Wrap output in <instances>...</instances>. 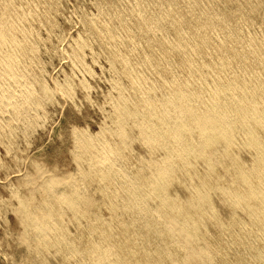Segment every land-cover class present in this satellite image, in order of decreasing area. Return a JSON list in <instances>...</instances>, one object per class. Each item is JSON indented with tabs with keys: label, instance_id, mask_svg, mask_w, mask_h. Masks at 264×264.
I'll return each instance as SVG.
<instances>
[{
	"label": "rangeland",
	"instance_id": "374dc122",
	"mask_svg": "<svg viewBox=\"0 0 264 264\" xmlns=\"http://www.w3.org/2000/svg\"><path fill=\"white\" fill-rule=\"evenodd\" d=\"M7 1V3L11 6L10 8L9 7H4L3 6V3L4 2H6ZM4 0V1H2L1 3H0V5L2 6V7H0V14H1V18H6V19H9L10 18V16H11V18L13 19L14 18V20H10V21H14V23H15V33L17 34L18 33V37H20V39L21 38H23L26 34V40H24L23 41V44H25V45H23V44H21L20 46H18V47H15V50L13 49V52H12V49H10L9 50V54L13 57V59L14 60H10L11 61V63L14 65V66H16L17 68H15L14 66L12 67V70H14L12 73L11 72H7V70L5 69L6 68V65H5V61L2 59V58H0V104H1V107H0V142H2L1 140H4L2 143H0V264H33L36 260V262L34 263V264H43L44 262L45 263H47V264H69V263H71V264H77L78 262H79V259H80V257H82V254L80 253H77L74 249H71L70 248V246H67V245H69V243H70V241H71V238L73 237V236H76V237H80V239H82V240H91V239H95L97 236H96V233L94 232L93 234H92V236H87L86 234H87V230L88 229H92V227L93 226H96V224L97 223H103V222H108V224L109 223H111V227H112V225H113V227L110 229V231H111V233L113 234H115V236H116V238H118V237H120L121 236V232L124 230V223H125V220H127V218H126V216L128 215V213H127V215H126V211L125 210H127L126 208H125V206L126 207H128V204L130 205V204H132V200H130L131 201V203H130V201L129 200H126L127 202H129V203H127V202H125V203H122L120 200H121V194H123L124 193V191H122L123 189L122 188H120L121 186H123V185H125L126 184V180L129 178H125V176H129L130 174L129 173H134L133 175H132V180H133V182L135 183V180L137 181L136 182V184L137 183H139V191L138 192H143V188H142V186H143V184H144V181H145V177L150 173V172H152L151 170L152 169H154V163L153 162H151V161H149V160H147V159H151V158H155L156 156L158 157V155H160V154H162V151L164 152V149L163 148H161L160 149V147H158L157 149H156V147H154L153 149L152 148H150V146L149 145H144L143 144V142L141 141V139L140 138H138L139 137V135H137V134H139V130H140V128L138 127V125H137V123H135V122H137L135 119V121H132L131 122V120H132V118H128L127 119V117L125 118L124 117V115H123V113L125 112V111H123V109H125L127 106L129 107V108H132L133 107V105H135L134 104V102H136L137 104H138V102H139V98H140V101H141V98H142V96L143 95H141V92L143 93V86H142V88H140L139 86L136 88H134L133 86H134V84H132L131 83V77H130V75H129V73L128 72H124V67H122L123 66V55H128V53L131 51V55L129 56L130 57V59H132L131 61L134 63L133 64V66L136 68V67H138V68H136L135 70L138 72V73H141L142 71H145V73L144 72H142V73H144L143 75H144V77L148 80H146L147 82H149V83H151V82H156V86L157 87H159V88H157L156 86V88L154 87V89H152V88H150L149 90L152 92V95H151V92L150 91H148V93L151 95V97H153V99H155V98H157V99H159V98H161L162 96H161V94H164V95H166V94H168V92H171V91H173V87L175 86V87H177V83L182 79L181 77H185L186 75V71H187V69L183 66V65H181V63L180 62H182L180 59H181V57H179V55L181 56V54H183V53H181L180 54V50L178 51V47H176V49H175V51H174V48L173 47H175V46H173L172 45V42L170 41V40H172L173 41V43L175 42L174 41V36H176L175 34H177L176 33V28L174 27V26H176V24H174V23H172V24H174V26H173V29L175 30H173L172 29V24H171V22H169V21H164V20H161V21H159V24L161 25H159L158 24V22H157V26H154L153 27V33H152V31L151 30H147V29H143V27L140 25V23H139V21H140V16H141V14H142V12H143V10L145 9V7L146 8H148V12H149V7H150V12L151 11H154L155 10V13H157L158 11H161V9L162 8H168V2H167V0H152V1H150V0H148L149 1V3H148V1L146 2V0H138L139 2H140V4L138 3V1L137 0H114V1H109V0H96V2H100V3H97L96 4V2H92V1H95V0H53L54 1V3L52 2V0H51V2L52 3H50V0H43V2L41 1V0H21V4H20V0ZM17 1V2H16ZM31 1H33V2H31ZM41 1V2H40ZM59 1V2H58ZM116 1V2H115ZM121 3H120V2ZM131 1H133V2H131ZM142 1V2H141ZM159 3H158V2ZM161 1H162V3H161ZM164 1V2H163ZM166 1V2H165ZM184 1V3H182ZM179 0L178 1V3L180 4V6H181V9H182V11H183V13L188 9V7H192V8H194L195 9V6L194 5H196V16L198 17V16H202V14H208V16H207V14L206 15H203L204 17H209V18H211L210 16H212V18H214V17H216V18H214V21L213 22H215L216 21V19L218 18L217 16H215L216 14H215V11L217 12H219L220 10H221V12L220 13H224V14H226L225 16L228 18L227 20H229V22L231 23H228V27H227V29H226V27L224 28V29H226V30H224V29H220V28H216L217 27V25L216 24H218L219 22H218V20L216 21V23H214V27H213V30L215 31V33H214V31L212 30H210V36H212V38L215 40H213L212 42H211V45L210 46H208V48L210 49V51H211V48L213 47V46H215V49H217L220 53L222 52V53H225L226 51H228V50H230V48H239V49H243V46H244V48L245 49H248L249 48V45H247V43H248V40H250V38H251V40L252 41H254V42H256L257 43V41H258V43H264L263 41V38H264V36H260V35H264L263 33H264V27H263V25L264 24H262V21L264 22V0H263V2H260V1H262V0H244L245 2L247 1H249L250 3H245L243 0H240L241 1V3H239L240 1H238V0H235L236 2H234V0H212L213 2H211V0H206V1H208L207 2V4L205 3V1L203 0H200L199 2H198V0H196L195 2H194V0ZM186 1V2H185ZM190 1V3H188ZM221 1V2H220ZM252 1V2H251ZM255 1V2H254ZM12 2V3H11ZM14 2L16 3V4H14ZM22 2H23V5H22ZM31 2V3H30ZM84 2V3H83ZM107 2H109V3H107ZM117 4V2H119L118 4H117V7H116V5L114 4ZM126 2H128V4L126 3ZM135 2H137V3H135ZM143 2H145V3H143ZM151 2H153V3H151ZM181 2V3H180ZM193 2V3H192ZM204 2V3H203ZM230 2V3H229ZM30 3V4H29ZM40 3H41V5H40ZM44 3V4H43ZM46 3H47V6H45L46 5ZM58 3V4H57ZM84 5H83V4ZM95 3V4H94ZM105 3V4H104ZM125 5H124V4ZM148 3V4H147ZM156 3H158V5L156 4ZM211 3V4H210ZM221 3V4H220ZM236 3V4H235ZM252 3H254V5L252 4ZM257 3V4H256ZM261 3H263V4H261ZM12 4H14V5H12ZM19 4V5H18ZM31 6H29V5ZM37 4V5H36ZM39 4V5H38ZM52 4V5H51ZM102 4V5H101ZM112 6H111V5ZM122 4V5H121ZM157 5V7L155 6V5ZM160 4V5H159ZM183 4V5H182ZM191 4H193V6L191 5ZM197 4H199V5H197ZM202 4V5H201ZM216 4V5H215ZM218 4H219V6H218ZM225 6H224V5ZM229 6H228V5ZM231 4V5H230ZM245 4V5H244ZM246 4H247V6H246ZM251 6H250V5ZM22 5V6H21ZM26 5V6H25ZM29 7H28V6ZM33 5V6H32ZM36 5V6H35ZM43 5V6H42ZM98 5V6H97ZM101 5V6H100ZM109 5H110V7H109ZM115 5V6H114ZM131 6V7H127V6ZM133 5H134V7H133ZM139 5V6H138ZM187 6V7H185L184 8V6ZM235 5V6H234ZM242 5H244V6H242ZM260 5V6H259ZM16 6V7H15ZM41 6V7H40ZM45 6V7H44ZM52 6V8L53 9H51L50 7ZM54 6V7H53ZM101 8H100V7ZM108 6V7H107ZM124 6V7H123ZM183 6V7H182ZM205 7L206 8V6H207V8L209 7V9H203L202 7ZM211 6H214V7H212V8H210ZM231 6V7H230ZM252 6H254V7H252ZM262 6V7H261ZM25 7V8H24ZM35 9H34V8ZM37 7H39V8H37ZM57 7H58V10H57ZM82 7V8H81ZM102 7L104 8V10L102 9ZM107 7V8H106ZM115 7V8H114ZM152 7V8H151ZM156 7V8H155ZM202 8V9H200V8ZM219 7H221V9L219 10ZM224 7V8H223ZM244 7V8H243ZM248 7V8H247ZM251 7L253 8L252 10H251ZM258 7V8H257ZM11 8H12V10H11ZM15 8H16V10H15ZM19 8V9H18ZM23 8V9H22ZM28 8V9H27ZM31 8H32V10H31ZM49 12V14H50V16L52 17V19H51V17H49V15L47 14L48 12L45 10V9ZM114 10H113V9ZM120 8H122L121 9V11H123V14L124 15H120V14H122V12L120 11ZM125 8H127L128 9V12H126V10H125ZM140 8V9H139ZM154 8V9H153ZM161 8V9H160ZM187 8V9H186ZM232 8V9H231ZM2 9V10H1ZM6 9H8V10H6ZM22 9V10H21ZM38 9V10H37ZM48 9H50V10H48ZM84 9H86V11H83ZM98 9V10H97ZM100 9V10H99ZM124 9V10H123ZM142 9V10H141ZM153 9V10H152ZM184 9H186V10H184ZM212 9V10H211ZM214 9H216V10H214ZM225 9H227V12L226 11H223V10H225ZM229 9V10H228ZM242 9V10H241ZM245 9V10H244ZM261 9V10H260ZM263 9V10H262ZM6 10V11H5ZM18 10V11H17ZM26 10V12H24ZM29 10H31L32 11V13H31V11H30V14H31V16H32V14L34 13V15L31 17L30 15H29ZM106 10V11H105ZM110 10V11H109ZM111 10H112V13H111ZM132 10H133V12L135 13V11H136V14H134V13H132ZM135 10V11H134ZM142 11V12H139V11ZM199 10V11H198ZM203 10H205L204 12H203ZM239 10V12H237ZM255 10H259V11H255ZM9 11V12H8ZM21 12L20 14H19V16H17L16 15V12ZM37 11V12H36ZM41 11V12H40ZM56 11V12H55ZM98 11V12H97ZM102 11H105V12H102ZM198 11V12H197ZM230 11H231V13H230ZM232 11H233V13H232ZM242 11V12H241ZM253 11H255V14H253ZM262 11V12H261ZM8 12V13H7ZM11 12H12V14H13V16H12V14H11ZM13 12H15V14L13 13ZM82 12H84V13H82ZM87 12H89V13H87ZM92 12V13H91ZM100 12V13H99ZM107 12V13H106ZM119 12V13H118ZM130 12V13H129ZM200 12H201V14H200ZM210 12H212V13H210ZM217 12V13H218ZM258 12V13H257ZM3 13V14H2ZM6 13V14H5ZM38 13H40V14H38ZM46 13V14H45ZM51 13H53V14H51ZM96 13V14H95ZM111 13V14H110ZM117 13V14H116ZM128 13V14H127ZM210 13V14H209ZM237 13H239V15L237 14ZM11 14V15H10ZM27 14V18H26V15ZM43 14H45V15H43ZM83 14V16H81ZM113 14V15H112ZM114 14H115V16H114ZM140 14V15H139ZM189 14H192V13H189V12H186V20H187V18H188V16L190 17L187 21H191L192 20V17L194 18V20H192L193 22L195 21V18H196V16L194 15V14H192L191 16L189 15ZM231 14H233V15H231ZM236 14V15H235ZM241 14V15H240ZM243 14H245V17H244V15ZM246 14H248V16L246 15ZM250 14H253V16L251 15L250 16ZM7 16V17H5V16ZM84 15H85V18H86V15H87V17L88 18H86L85 19V22H86V20H87V22H88V24H87V22L85 23H83V19H84ZM100 15V16H99ZM104 17H103V16ZM111 15H112V17H111ZM129 15V16H128ZM260 15V16H259ZM261 15H263V16H261ZM23 16H25L24 18H23ZM39 16H40V18H42L43 19V21H42V19H40L39 18ZM95 16V17H94ZM110 16V17H109ZM122 16H123V18H122ZM131 16V17H130ZM132 16H134V18L132 17ZM214 16V17H213ZM230 16L232 17V21H234V22H232L230 19ZM238 16V17H237ZM241 16V17H240ZM243 16V17H242ZM46 18V21H45V18ZM67 17H68V19L69 20H67ZM99 17H101V19L99 18ZM105 17H107V18H105ZM136 17H138L137 19H136ZM237 17V18H236ZM251 17V18H250ZM255 17V18H260V20L257 18V19H253V18ZM22 18H23V20H22ZM92 18V19H91ZM107 19L108 20V22L105 20V19ZM129 18H131L130 20L131 21H129ZM242 18V19H241ZM246 18V19H245ZM34 19H36V20H34ZM40 20V22H39V20ZM100 19V20H99ZM110 19L112 20L111 22H110ZM120 19L122 20V19H125L127 22H126V24L128 23L129 24V26H128V24H127V27H123V26H121L120 25ZM138 19H139V21H138ZM200 19L201 18H199V20L198 21H200ZM236 19V20H235ZM241 21H240V20ZM249 19H252L253 20V22L254 23H252V21L251 20H249ZM263 19V20H262ZM17 22H16V21ZM33 20V21H32ZM89 20H91V21H89ZM95 20H96V23H95ZM117 20V21H116ZM242 20H243V22H242ZM19 21V22H18ZM22 21V22H21ZM31 23H30V22ZM94 21V22H93ZM100 21V22H99ZM239 21V22H238ZM248 21V22H247ZM249 21H250V23H249ZM43 22V23H42ZM52 22V23H51ZM93 22V23H92ZM133 22V24H131ZM165 22V23H164ZM169 22V23H168ZM242 22V23H241ZM24 23V24H23ZM26 23H27V25H26ZM42 23V24H41ZM55 23V24H54ZM85 24V25H83V24ZM106 23V24H105ZM111 23V24H110ZM135 23V24H134ZM164 23V24H163ZM19 24V25H18ZM30 24V25H29ZM43 24H45V26L43 25ZM92 24V26H90ZM110 24V25H109ZM117 24V25H116ZM166 24V25H165ZM186 24V23H185ZM185 24H183L184 25V28H185V30H187V28L185 27L186 25ZM32 25H35V26H32ZM40 25V26H39ZM53 25L55 26V27H53ZM132 25V26H131ZM135 25H136V27H138V29L135 27ZM164 25V26H163ZM232 25V26H231ZM240 25H242V26H240ZM252 25V26H251ZM258 25H260V26H258ZM20 26V27H19ZM88 26V27H87ZM96 26V27H95ZM104 26V27H103ZM118 28H121V29H117V27ZM166 26V28H169V31H166V30H168V29H165L164 27ZM168 26V27H167ZM236 26V27H235ZM238 26V27H237ZM28 29H27V28ZM47 27V28H46ZM92 29H91V28ZM99 27H101V29L99 28ZM103 27V28H102ZM110 28V30H109V28ZM114 27V28H113ZM129 27H131V28H129ZM157 27L159 28V29H157ZM162 27V28H161ZM231 27H232V31H231ZM245 27V28H244ZM25 28V29H24ZM30 28H32L33 29V31L31 32V29ZM53 28V29H52ZM55 28V29H54ZM79 28H80V30H79ZM86 28V29H85ZM105 28V29H104ZM124 28V29H123ZM236 28H239V30H240V32H239V30L237 29V30H234V29H236ZM248 28V29H247ZM251 28V29H250ZM260 28L262 29V31H260ZM22 29H23V31H22ZM38 29V30H37ZM82 29V30H81ZM89 29V30H88ZM93 29H94V31H93ZM100 29V30H99ZM102 29H104L103 31H102ZM141 29H143V32H142V30ZM157 29V30H156ZM230 30V32H229V30ZM242 29V30H241ZM256 31V33L254 32V30ZM40 30V31H39ZM49 30V31H48ZM54 30H55V33H54ZM108 32H106V31ZM109 30V31H108ZM124 30H125V32H124ZM135 32H134V31ZM156 30V31H155ZM178 30V29H177ZM249 30V31H248ZM38 31V32H37ZM99 31H101V33L99 32ZM117 31H118V33H117ZM121 31V32H120ZM128 31V32H127ZM136 31H137V33H136ZM164 31H166V32H164ZM223 31L226 33H223ZM228 31V32H227ZM242 31H244V32H242ZM29 32V33H28ZM37 32V33H36ZM92 32H94V33H92ZM96 32V33H95ZM97 32L98 33H100V34H98L99 36H97ZM134 32V33H133ZM151 32V33H150ZM158 32V33H157ZM173 32V33H172ZM218 32V33H217ZM222 32V33H221ZM231 32H232V34H231ZM236 32H238V34L236 33ZM242 32V33H241ZM32 33H33V37H32ZM39 33V34H38ZM60 33V34H59ZM77 33V34H76ZM87 33V35H86V37H85V34ZM111 35H110V34ZM143 33V34H142ZM148 33H150V34H148ZM155 33V34H154ZM162 33V34H161ZM167 33H168V35H167ZM212 33V34H211ZM228 33H230V34H228ZM235 33H236V35H235ZM241 33V35H239ZM246 35H245V34ZM252 33H253V35H252ZM20 34V35H19ZM48 34H49V36H48ZM53 34V35H52ZM82 36H81V35ZM106 34V35H105ZM119 34V35H118ZM133 34V35H132ZM140 34H142L143 36L141 37V35ZM146 34H147V36L148 35H150V36H146ZM219 34V35H218ZM223 34V35H222ZM249 34H251L252 35V37H250L251 35H249ZM255 34H258L257 36L255 35ZM260 34V35H259ZM40 35V36H39ZM102 35H103V37H102ZM125 35V36H124ZM130 36V38H129V36ZM213 35H214V37H216V38H214L213 37ZM240 37H239V36ZM35 36V37H34ZM74 36H75V38H74ZM84 36V37H83ZM101 36V37H100ZM119 36V37H118ZM120 36H122L121 38H120ZM140 36V37H139ZM144 36H146V37H144ZM160 36V37H159ZM222 36V37H221ZM225 36V37H224ZM229 36V37H228ZM234 36H236V37H234ZM242 36V37H241ZM244 36V37H243ZM246 36H248V37H246ZM54 37V38H53ZM58 37V38H57ZM70 37V38H69ZM83 37V38H82ZM90 37V38H89ZM93 37V38H92ZM100 37V38H99ZM109 37H110V39H109ZM124 37H126V39L124 38ZM137 39H136V38ZM144 37V38H143ZM155 37V38H154ZM163 37V38H162ZM169 37V38H168ZM217 37H219V38H217ZM232 37H234V38H232ZM250 37V38H249ZM258 37V38H257ZM35 38V39H34ZM42 38V39H41ZM51 38V39H50ZM77 38H78V40H77ZM82 38V39H81ZM84 38H86L87 39V42L86 41H84V40H86V39H84ZM107 38V39H106ZM115 38V39H114ZM121 42H119L117 39ZM127 38H129V40H127ZM139 38H141L142 40H143V42H142V40H139ZM148 38H149V41L150 40H153L152 41V43L155 45V43H157V44H159L160 45V43L162 42L161 41V39H164L165 41H164V44H162V45H157L156 47L152 44V43H150V44H152V47L154 46V51H152V53L153 52H155L156 53V55H158V56H162V54L161 55H159L158 53H160L161 51L162 52H164V49H165V52L167 51V49L168 48H171V50L170 49H168V51H169V53H171V54H169L168 53V51L166 52V53H168V55H170V57H172V60L170 61V62H166V66L167 67H169L168 69L165 67V69H163V65L162 64H165V62H164V60H162V61H159V62H156V64L154 65V66H152L154 69H152L151 67V69H152V72H151V69H149L148 68V72L146 71L147 70V68L146 67H144V63H143V58H144V49H145V51H146V49L148 48H146V46H148L147 44H148ZM154 38V39H153ZM169 40V42H170V44H169V42H168V40ZM224 38H227L228 40H227V42H226V40L224 39ZM232 39V41H231V39ZM240 38V39H239ZM244 38V39H243ZM39 39H40V43H39ZM62 39V40H61ZM91 39V40H90ZM99 39V40H98ZM223 39V40H222ZM230 39V40H229ZM237 39H238V41H237ZM242 39V40H241ZM248 39V40H247ZM254 39V40H253ZM259 39V40H258ZM0 40H1V36H0ZM28 40V41H27ZM37 40V41H36ZM97 42H96V41ZM105 41V43L103 42V41ZM116 40V41H115ZM123 40V41H122ZM131 40V41H130ZM135 40V41H134ZM145 40V41H144ZM155 40V41H154ZM157 40V41H156ZM160 40V41H159ZM233 40H235V41H233ZM245 42H244V41ZM261 40V41H260ZM263 40V41H262ZM46 41V42H45ZM73 41V42H72ZM106 41L108 42V43H106ZM112 41V42H111ZM130 41V42H129ZM133 41V42H132ZM158 41H159V43H158ZM229 41V42H228ZM231 41V42H230ZM238 42V45H236L237 44V42ZM33 42V43H32ZM36 42V43H35ZM42 42V43H41ZM60 42H62V43H60ZM78 42V43H77ZM85 42V43H84ZM97 44H96V43ZM99 42V43H98ZM111 42V43H110ZM124 42V43H123ZM142 43V46H141V43ZM167 44H166V43ZM234 42H236V44H233ZM243 44H242V43ZM247 42V43H246ZM53 43V44H52ZM58 43V44H57ZM81 43V44H80ZM83 43V44H82ZM103 43V44H102ZM128 43H129V45H128ZM131 43V44H130ZM138 43V44H137ZM214 43H215V45H214ZM216 43H218V44H216ZM38 44H39V46H38ZM94 46H93V45ZM95 44H96V46H95ZM111 44V45H110ZM116 44V45H115ZM122 44H123V47H122ZM127 44V45H126ZM145 44H146V46H145ZM221 45V51H220V48H219V46ZM225 44V45H224ZM227 44H229V48H228V45ZM231 44H232V46H231ZM51 45V46H50ZM60 45V46H59ZM69 45V46H68ZM81 46V47H79V46ZM89 45H91V46H89ZM104 45V46H103ZM119 45V46H118ZM125 45V46H124ZM167 45H169V46H167ZM217 45V46H216ZM222 45H224V46H222ZM234 45V46H233ZM239 45H240V47H239ZM33 46V47H32ZM44 46V47H43ZM59 46V47H58ZM87 46H88V48H87ZM127 46V47H126ZM132 46H134V51H132L131 50V47ZM136 46V47H135ZM159 46V47H158ZM168 48H167V47ZM212 46V47H211ZM225 46H226V48H225ZM237 46V47H236ZM22 47H23V49H22ZM49 47V48H48ZM52 47V48H51ZM57 47V48H56ZM62 47V48H61ZM69 47V48H68ZM83 47V48H82ZM84 47H86V48H84ZM95 51H93L91 48ZM107 47V48H106ZM117 49H116V48ZM120 47V48H119ZM157 47L160 49H157ZM161 47V48H160ZM217 47V48H216ZM223 47V48H222ZM25 48H26V50H25ZM31 48H34L33 50L31 49ZM75 48V49H74ZM98 48V49H97ZM173 48V49H172ZM181 48V47H180ZM202 48H207V47H202ZM6 49V48H5ZM4 49V50H5ZM18 49V50H17ZM50 50V51H48V50ZM56 49H57V52H56ZM78 49H80V50H78ZM103 49H104V51H103ZM106 49H107V51H106ZM109 49V50H108ZM126 49V50H125ZM128 49H130V50H128ZM133 49V48H132ZM139 49V50H138ZM141 49V50H140ZM150 49H152L153 50V48H150ZM156 49V50H155ZM223 49H224V51H223ZM226 49V50H225ZM24 50V51H23ZM31 50V51H30ZM53 50V51H52ZM72 50V51H71ZM75 50V51H74ZM77 50L79 51V53L77 52ZM114 50V51H113ZM123 52H122V51ZM178 52H177V51ZM19 51V52H18ZM22 51V52H21ZM35 53H34V52ZM39 51V52H38ZM100 51V52H99ZM116 51V52H115ZM128 51V52H127ZM137 51V52H136ZM139 51V52H138ZM158 53H157V52ZM214 47L212 48V51H211V53H214V52H217V51H214ZM26 53V55H25V53ZM28 52V53H27ZM76 52V53H75ZM106 52V53H105ZM107 52L109 53L108 55H110V57L108 56V55H106L107 54ZM114 52H115V54H114ZM127 52V53H126ZM141 52H143L142 54H141ZM12 53V54H11ZM15 55H14V54ZM73 53H75V54H73ZM96 53V54H95ZM101 53V54H100ZM122 53V54H121ZM133 53V54H132ZM137 53V54H136ZM139 53H140V55H142V56H140L139 55ZM173 53H175V54H173ZM177 53H179V54H177ZM23 54V55H22ZM80 54V55H79ZM93 54V55H92ZM100 54V55H99ZM173 54V56H171ZM178 56H177V55ZM35 55V56H34ZM71 55H72V57L75 59H73L72 57H71ZM86 55V56H85ZM115 55H117V56H115ZM126 55V56H127ZM139 56V58H137L136 56ZM10 56V57H11ZM16 56H17V58H16ZM25 56V57H24ZM31 56H33V57H31ZM51 56V57H50ZM114 56V57H113ZM9 57V58H10ZM12 57H11V59H12ZM18 57H20V58H18ZM71 57V58H70ZM76 57V58H75ZM94 57V58H93ZM111 57H113L112 59H111ZM116 57V58H115ZM120 57V58H119ZM132 57V58H131ZM175 57H178V59H175ZM8 58V59H9ZM23 58V60L21 61V59ZM25 58V59H24ZM134 58V59H133ZM136 58V59H135ZM16 59H18V60H16ZM27 59V60H26ZM34 61H33V60ZM71 59V60H70ZM78 59V60H77ZM108 59H109V61H110V63L112 62V63H115L114 65L111 63V66H110V64H109V61H108ZM115 59H118L117 61L115 60ZM139 59V60H138ZM29 60H31V62H29ZM73 60V61H72ZM141 60V61H140ZM178 60V61H177ZM15 61V62H14ZM26 61V62H25ZM114 61H116V62H114ZM121 61V62H120ZM18 62L20 63V66H18L19 64H18ZM77 62V64H75ZM80 62V63H79ZM135 62H136V64L138 63V65L137 66H135L136 64H135ZM142 64H141V63ZM162 62V63H161ZM175 64V66H173L174 64ZM23 63L25 64V66L23 65ZM37 63V64H36ZM139 63L141 64L140 66H139ZM161 63V64H160ZM169 63V64H168ZM178 63V64H177ZM4 64V65H3ZM84 64V65H83ZM100 64V65H99ZM118 64V65H117ZM121 64V65H120ZM157 64H159L158 66H157ZM172 64V65H171ZM5 67H3V66ZM114 67H113V66ZM170 65V66H169ZM30 66V67H29ZM33 66V67H32ZM141 66H142V69H141ZM155 66H157V69L155 70ZM162 66V67H161ZM179 66H180V68H179ZM21 67V68H20ZM92 67V68H91ZM110 67V69H108ZM111 67H113V68H111ZM120 69H119V68ZM140 67V68H139ZM144 67V68H143ZM38 70H36V69ZM78 68V69H77ZM115 68H116V70H117V68H118V70L116 71L115 70ZM159 68V69H158ZM161 68L163 69V70H161ZM184 68L186 69V71L184 70ZM22 69H23V71H22ZM28 69V70H27ZM31 69H33V70H31ZM34 69H35V71L37 72H35L34 71ZM42 69V70H41ZM145 69V70H144ZM177 69V70H176ZM179 69V70H178ZM20 72H18V71ZM119 70H122L121 72H119ZM139 70H142L141 72L139 71ZM156 72H155V71ZM165 70V71H164ZM182 70H184L185 72H183ZM109 71V72H108ZM160 71V72H159ZM163 71V72H162ZM166 71H167V73H166ZM175 71V72H174ZM179 71V72H178ZM7 72V73H6ZM16 72V73H15ZM32 72V73H31ZM42 72V73H41ZM44 72V73H43ZM91 72V73H90ZM113 72H115V74L113 73ZM173 72H174V74H175V77H173L172 78V76H174V74H173ZM3 73V74H2ZM39 73V74H38ZM48 73V74H47ZM95 73V74H94ZM104 73V74H103ZM126 75H124V74ZM141 73V74H142ZM162 73H163V75H162ZM8 76H7V75ZM19 74H21V75H19ZM33 74V75H32ZM114 74V75H113ZM120 74V75H119ZM146 74V75H145ZM156 74V75H155ZM165 74H167V76H165ZM171 76H170V75ZM18 75H19V77H18ZM35 75L37 76V77H35ZM119 75V76H118ZM123 75V76H122ZM129 75V76H128ZM148 75V76H147ZM6 76V77H5ZM16 76V77H15ZM24 76V77H23ZM76 76V77H75ZM153 76V77H152ZM161 76H164L165 77V80H166V82H165V80H163V78H161ZM181 76V77H180ZM9 78V79H5V78ZM12 77H13V79H12ZM22 77V78H21ZM34 77V78H33ZM40 77V78H39ZM114 78V80L112 79V78ZM118 77H119V79H118ZM126 77H128V78H126ZM130 77V78H129ZM148 77H150L149 79H148ZM178 77V78H177ZM16 78H18V81H16L15 82V80H17ZM20 78V79H19ZM37 78H38V80H39V82L38 81H36L37 80ZM125 78V79H124ZM155 79V80H152V79ZM160 78V79H159ZM168 78V79H167ZM170 78V79H169ZM4 81H3V80ZM15 79V80H14ZM24 79V80H23ZM29 79H30V81H29ZM116 79H118V81L116 80ZM130 79V80H129ZM158 79V80H157ZM172 79V83L174 84H172L171 83V81H169V80H171ZM10 80H11V82H13L12 84L11 83H9L10 82ZM47 80V81H46ZM57 80V81H56ZM68 80V81H67ZM112 80V81H111ZM7 81V82H6ZM19 81L21 82L20 84H19ZM34 81V82H33ZM44 81V82H43ZM109 81V82H108ZM162 81V82H161ZM27 82V83H26ZM113 82V83H112ZM128 82V83H127ZM163 83L164 82V84H161V83ZM176 83V85H175V83ZM7 83V84H6ZM15 83L16 84H18V85H16V88H15ZM26 83V84H25ZM30 83V84H29ZM39 83V84H38ZM58 83V84H57ZM123 83V86L121 85ZM170 83V84H169ZM2 84L4 85V87L2 86ZM28 84V85H27ZM41 84V85H40ZM44 84V85H43ZM71 84H72V86H71ZM86 84V85H85ZM113 86H112V85ZM7 85H9L10 86V88H11V86L13 87V88H11V89H9V86H7ZM36 85H37V87H36ZM46 85V86H45ZM116 85V86H115ZM122 86V88L121 89H124V90H120V87ZM127 85V86H129V87H127L126 86V88H127V90H126V88H124L125 86ZM166 86L164 89H169V91L168 90H164V89H162L161 87H163V86ZM169 85H171V86H169ZM28 86V87H27ZM35 86V87H34ZM40 86V87H39ZM173 86V87H172ZM22 88V90H24V92L25 93H23V91L20 89V88ZM25 87V88H24ZM32 87H34L33 89H32ZM44 87H45V90H44ZM47 87V88H46ZM49 87V88H48ZM87 87V88H86ZM114 87H115V89H114ZM133 87V88H132ZM170 87V88H169ZM173 89H172V88ZM6 88H8V89H6ZM28 88H30V89H28ZM41 88H43V89H41ZM112 88H113V90H112ZM17 91V89H18V92H16L15 90ZM26 89V90H25ZM152 89V90H151ZM157 89V90H156ZM6 90V91H5ZM10 92H9V91ZM22 92H21V91ZM39 92H37V91ZM48 90V91H47ZM117 90V91H116ZM120 90V91H119ZM130 90V91H129ZM135 90V91H134ZM137 90V91H136ZM154 90H155V92H154ZM2 91H4V92H2ZM13 91H14V93H13ZM31 91V92H30ZM34 91V92H33ZM42 91V92H41ZM124 91V92H123ZM135 92V93H133L134 94V96H132L133 97V100L132 99H129L130 101L132 100L133 101V104H132V101L130 102L129 100V102H126L125 103V97H126V95H132V92ZM139 91H141L140 93H139ZM45 92V93H44ZM51 92V93H50ZM120 92V93H119ZM4 93H5V95H4ZM12 95H11V94ZM17 93V95H15ZM22 95H21V94ZM30 93H32V95L30 94ZM35 93V94H34ZM42 93V96L40 95ZM44 93V94H43ZM122 93H124V94H122ZM154 93H155V95H154ZM8 94V95H7ZM19 94H20V96H19ZM25 94V95H24ZM28 94V95H27ZM119 94V95H118ZM121 94V95H120ZM138 94V95H137ZM158 94V95H157ZM14 95V96H13ZM27 95V96H26ZM46 95V96H45ZM116 95V96H115ZM122 95H125V96H122ZM149 95V96H150ZM163 95V96H164ZM9 96V97H8ZM11 96V97H10ZM29 96H31L32 98L34 97L35 99H30L29 98ZM38 96V97H37ZM70 96V97H69ZM122 96V97H121ZM136 96H138V97H136ZM155 96V97H154ZM161 96V97H160ZM7 97H8V99L9 98H11V99H9V101H8V99H7ZM14 97L16 98L15 100H14ZM18 97V98H17ZM47 97H49V98H47ZM124 97V98H123ZM19 98H21L20 100H19ZM91 99V100H89V99ZM113 98H115V100L113 99ZM118 98V99H117ZM127 98V97H126ZM129 98V97H128ZM135 98V99H134ZM4 100V103L6 104V106H5V104H3V101H1V100ZM7 99V100H6ZM38 99H40V101L38 100ZM113 99V100H112ZM119 99H121V100H119ZM123 99V100H122ZM13 101V103H9V102H12ZM34 101V102H32V101ZM36 100V101H35ZM45 100V101H44ZM137 100H138V102H137ZM15 101V102H14ZM22 101V102H21ZM27 101H30V102H28L27 103ZM118 101V102H117ZM120 101H121V103H120ZM21 102V103H20ZM40 103V105H39V103ZM113 102V103H112ZM15 103V104H14ZM23 103V104H22ZM42 103V104H41ZM115 103V104H114ZM118 103V106L116 105ZM119 103H120V105H119ZM139 103H141V105L143 104V102L141 101V102H139ZM11 104V106H9ZM20 104H22L21 105V108H20ZM46 104V105H45ZM107 104V105H106ZM123 104H125V105H127V106H125V105H123ZM132 106H131V105ZM4 105V106H3ZM14 105H15V107H14ZM16 105H18L19 107H17ZM24 105H25V107H24ZM116 105V106H115ZM122 105V106H121ZM28 106V109L30 110H28L26 107ZM37 106H39V108H37ZM121 106V107H120ZM124 106V107H123ZM8 107V108H7ZM15 109H14V108ZM114 107H115V111L113 112V110H114ZM118 107H120V111L118 110ZM3 108V109H2ZM5 108V109H4ZM16 108H17V110H16ZM23 108V109H22ZM24 108H25V110H24ZM33 108V109H32ZM36 108V109H35ZM122 108V109H121ZM35 109V110H34ZM14 112H13V111ZM17 112H16V111ZM3 113H2V112ZM20 111V112H19ZM28 111V112H27ZM117 111V112H116ZM12 114H11V113ZM26 112V113H25ZM46 112V113H45ZM120 112H122V113H120ZM6 113V114H5ZM10 113V114H9ZM21 113V114H20ZM26 114V115H25ZM29 114V115H28ZM115 114V115H114ZM125 114V113H124ZM19 115V116H18ZM28 115V116H27ZM112 115V116H111ZM118 115L120 116V117H118ZM4 116V117H3ZM9 116V117H8ZM21 116V117H20ZM24 116H25V118L27 119V121H26V119L24 118ZM11 117V118H10ZM14 117V118H13ZM116 117V118H115ZM118 117V118H117ZM121 117H123V121H121L120 122V119L119 118H121ZM20 118V119H19ZM23 118H24V120H23ZM38 118V119H37ZM4 119V120H3ZM113 119V120H112ZM122 119V118H121ZM8 120H9V122H8ZM24 122H23V121ZM30 120V121H29ZM115 120H117L116 122H115ZM125 120V121H124ZM4 121V122H3ZM12 121V122H11ZM19 121V122H18ZM119 121V122H118ZM14 122V123H13ZM28 122V123H27ZM125 122V123H124ZM127 122V123H126ZM130 122H131V124H130ZM135 123V125H133L132 126V124H134ZM9 123H11V124H9ZM19 123V124H18ZM25 123V124H24ZM119 123H123V125H125L124 127H125V132H127L126 133V135H127V137L125 138L126 139V147H127V149L125 150V157H121V160H120V158H118L117 159V161H118V163H116V166H114L113 168H115V169H112V172H110V170L111 169H109L110 168V166L108 167L107 165H106V163L105 162H103V164H102V162L101 161H97V160H99V158L103 161V155L104 154H106V153H110L109 151H111L110 149H112V147H113V150H114V147L117 145V147L118 146H124L125 144H123L121 141H120V136L118 137V132H117V134L115 133V130L117 131L119 128H120V124ZM8 124V125H7ZM14 124V125H13ZM29 124V125H28ZM116 124V125H115ZM128 124V125H127ZM122 125V124H121ZM131 125V126H130ZM4 126H6L5 128H4ZM9 126L11 127V130H9L10 128H9ZM24 126V127H23ZM28 126V127H27ZM118 126V127H117ZM132 127V129L130 128V127ZM136 127V129H135V127ZM3 127V128H2ZM14 127V128H13ZM19 127V128H18ZM31 127V128H30ZM109 128V131H107L108 130V128ZM128 127V128H127ZM134 127V128H133ZM12 128H13V131H12ZM26 128V129H25ZM107 128V129H106ZM112 128V129H111ZM117 128V129H116ZM138 128V129H137ZM15 129V130H14ZM87 129V130H86ZM111 129V130H110ZM127 129V130H126ZM114 130V131H113ZM11 131V132H10ZM27 131V132H26ZM103 131L105 132V134L103 133ZM111 131H112V133H111ZM129 131V132H128ZM133 131H135V132H133ZM98 132V133H97ZM137 132V133H136ZM103 134V136H101L102 134ZM106 133H107V136H106ZM111 133V134H110ZM5 134V135H4ZM74 134H75V136H74ZM87 135V136H85V135ZM97 134V135H96ZM114 136H113V135ZM84 135V136H83ZM89 135V136H88ZM128 135H129V138L131 137V139H129L128 138ZM135 135V136H134ZM82 136L83 137H85V138H82ZM92 136H93V138H92ZM98 136V137H97ZM108 137V138H106V137ZM110 136H111V138H110ZM136 136H138L137 138H136ZM4 137V138H3ZM6 137V138H5ZM18 137V138H17ZM91 137V138H90ZM96 137V138H95ZM102 137H103V140H102ZM118 137V138H117ZM29 138V139H28ZM88 138V139H87ZM105 138H106V140H105ZM128 138V139H127ZM25 139V140H24ZM82 139V140H81ZM86 139V140H85ZM91 139V140H90ZM96 139H98V140H96ZM100 139V140H99ZM113 139V140H112ZM116 139V140H115ZM15 140V141H14ZM84 140H85V142H84ZM88 140H90L89 142L92 144V146H91V144L90 145H88ZM132 140V141H131ZM141 142H140V141ZM10 141V142H9ZM82 141V142H81ZM87 141V142H86ZM99 141V142H98ZM105 141V142H104ZM121 142V143H119V142ZM137 141H139V143L137 142ZM13 142V143H12ZM27 142V143H26ZM93 142V143H92ZM127 142H128V145H127ZM17 145H16V144ZM85 143H86V145H85ZM94 143H95V145H94ZM101 145H100V144ZM109 143V144H108ZM119 143V144H118ZM129 143H131V144H129ZM121 144V145H120ZM141 144V145H140ZM72 145V146H71ZM97 145H98V148H97ZM130 145H132V146H130ZM10 146V147H9ZM85 146H87V147H85ZM89 146V147H88ZM105 146H107V148L105 147ZM94 147H96V148H94ZM110 147V148H109ZM11 148V149H10ZM85 148H89L88 150L87 149H85ZM104 148V149H103ZM150 149V150H154L153 151V153H151L152 151H150V150H147V149ZM96 149H98V150H96ZM103 149V150H102ZM106 149V150H105ZM107 149H109V150H107ZM136 149V150H135ZM11 150V151H10ZM122 150H124V149H122ZM130 151V153H129V151ZM157 150L159 151V153L157 152ZM103 151V152H102ZM128 152V154H126L127 152ZM134 151V152H133ZM139 151V152H138ZM146 151H147V154H146ZM87 154L86 155V157H85V153ZM98 152V153H97ZM132 152V153H131ZM94 153V154H93ZM97 153V154H96ZM100 153V154H99ZM102 153V154H101ZM136 155H135V154ZM142 154V156H141V154ZM156 153V154H155ZM134 154V155H133ZM155 156H154V155ZM252 155V153H248V154H246V157L247 158H251V156L250 155ZM97 155V156H96ZM98 155H100V156H98ZM84 158H83V157ZM96 156V157H95ZM127 156V157H126ZM136 156V157H135ZM144 156V157H143ZM154 156V157H153ZM82 158V159H78V158ZM92 157H93V159L94 160H92ZM138 157V158H137ZM142 157V158H141ZM128 160H127V159ZM131 158V159H130ZM137 158V160H135ZM145 158H146V160H145ZM88 159H91V160H88ZM138 159H139V161H140V163H139V161H138ZM141 159H143L144 161H142ZM79 160V161H78ZM132 160V161H131ZM88 161V162H87ZM90 161V162H89ZM92 161H93V163H92ZM96 161H97V164L98 163H100L101 165H103L104 167L102 168V166L100 165V164H98L99 165V167L101 168H98V165L96 164ZM116 161V162H117ZM125 161V162H124ZM136 161V162H135ZM147 161H149V165L150 166H148V162ZM78 162H79V164L81 163V165H79L78 164ZM83 162H85V163H83ZM121 162V163H120ZM124 162V163H123ZM130 164H129V163ZM138 162V163H137ZM145 162V163H144ZM201 162H203V160H200V162H199V164H200V168L201 167H203V163L201 164ZM129 165H128V164ZM151 163V164H150ZM153 163V164H152ZM88 164V165H87ZM92 164V165H91ZM120 164H121V166H120ZM124 166V169H123V166ZM127 165V166H126ZM144 165V166H143ZM81 166V167H80ZM90 166V167H89ZM93 166H95V167H93ZM143 166V167H142ZM146 166H147V168H146ZM153 166V167H152ZM83 167V168H82ZM91 167H92V169H91ZM125 167H127V168H129V170L127 169V168H125ZM134 167V168H133ZM81 168V169H80ZM87 168V170L85 171L84 170V172H83V169H86ZM89 168H90V170H89ZM98 168V169H97ZM121 168L123 169L122 171H121ZM132 168V169H131ZM142 168H146V172H145V169H142ZM150 168H152V169H150ZM93 169H94V171H93ZM100 169V172L102 173H96L95 172V170L96 171H98ZM107 169H109V170H107ZM120 169V170H119ZM139 169H141V170H143V171H141V170H139ZM82 170V171H81ZM102 170H104L105 171V173H108V174H106V176H105V178H104V176H103V179L104 180H102V176H100L99 177V175L101 174V175H105V173H104V171H102ZM115 170V171H114ZM127 170L128 171H130V172H127ZM80 171V172H79ZM107 171V172H106ZM114 171V172H113ZM133 171V172H132ZM85 172H87V173H85ZM91 172H93V173H91ZM115 172H117V175L116 174H114ZM119 172V173H118ZM135 172H137V174H138V176L135 174ZM139 172H140V174H139ZM144 172V174H142ZM81 173H84V177L82 178V174ZM89 173V174H88ZM90 173H91V175H90ZM95 173V174H94ZM121 173H122V175H121ZM124 173V174H123ZM128 173V174H127ZM46 174V175H45ZM97 174V175H96ZM99 174V175H98ZM112 174V175H111ZM119 174V175H118ZM126 174V175H125ZM89 176V178H91V176H92V178L93 179H90V180H88L89 178H88V176ZM109 175V177L111 178H109L108 177V180H110V182L108 181V180H106V178H107V176ZM111 175V176H110ZM115 175V176H114ZM123 177H121V176ZM135 175V176H134ZM69 176V177H68ZM87 176V178H85ZM112 176H114V177H112ZM145 176V177H144ZM50 177V178H49ZM68 177V178H67ZM99 177V178H98ZM138 177V178H137ZM144 177V178H143ZM96 178V179H95ZM97 178H98V180H97ZM122 178V179H121ZM134 178V179H133ZM140 178V179H139ZM142 178L144 179V180H142ZM31 179V180H30ZM40 179V180H39ZM47 181H46V180ZM82 179H84L85 181H87V185L89 186H87L86 185V182L83 184V182H84V180L83 181H81ZM95 179V180H94ZM37 180V181H36ZM52 181V182H50V181ZM54 180H56V181H54ZM100 180H102V182H103V184H102V182L100 181ZM118 180V181H117ZM121 180V181H120ZM124 180V181H123ZM29 181V182H28ZM31 181V182H30ZM45 181V182H44ZM89 181H91V183L89 182ZM93 181H94V184H93ZM100 181V182H99ZM107 181V182H106ZM122 181H123V183H122ZM139 181V182H138ZM140 181H141V183H140ZM41 182V183H40ZM54 182V183H53ZM95 182H97V183H95ZM105 182V183H104ZM119 182H121V183H119ZM125 182V183H124ZM39 183V184H38ZM50 183V184H49ZM51 183H53V185L51 184ZM88 183H90V184H88ZM108 183V184H107ZM112 183H113V185H114V187H112L113 185H112ZM115 183V184H114ZM38 184V185H37ZM77 184V185H76ZM122 184V185H121ZM14 185V186H13ZM35 185H37V187H35ZM44 185V186H43ZM85 185V186H84ZM95 185H98L97 186V188L95 187ZM105 185V186H104ZM112 185V186H111ZM121 185V186H120ZM13 186V187H12ZM76 186V187H75ZM92 186H94V187H92ZM100 186V187H99ZM109 188H108V187ZM118 188H116V187ZM38 187H39V189H38ZM62 187H63V190L61 191V189H62ZM75 187V188H74ZM80 187V188H79ZM102 187V188H101ZM104 187V188H103ZM112 187V188H111ZM15 188V189H14ZM36 190V192H34L35 190ZM59 188V189H58ZM98 188H100L99 190H97ZM105 188H107V189H109V193L107 192V190L105 189ZM115 190H114V189ZM79 189H81V190H79ZM87 189V190H86ZM102 189H104L103 191H105L106 192V194H105V192H103V191H101ZM110 189H111V191H110ZM116 189H117V196H115V195H113V193L115 194V191H116ZM120 189V190H119ZM33 190V191H32ZM68 192H67V191ZM18 191V192H17ZM80 191V192H79ZM84 191V192H83ZM96 191V192H95ZM114 191V192H113ZM120 191V193H118ZM145 191V190H144ZM60 192V193H59ZM64 192H67V193H73L72 195H74L75 196V198H77V200H78V205L79 206H83L84 207V209L86 208V206H85V204L84 203H82V201L84 200V198H86V196L87 197H91V199H92V197H94V199H95V201H94V203L93 204H95L96 203V205H93L92 204V206H91V209H90V213H89V215H88V217L87 218H89V217H91V218H89V219H87L86 218V216H87V214L85 213V212H82L81 213V211L80 212H76V209H74V208H72L71 209V207L69 206V204L64 200V199H66L65 197L68 195L67 193H64L66 196H64L63 195V193ZM85 192L87 193L88 192V194H85ZM102 192L104 193L103 195H102ZM111 192V193H110ZM122 192V193H121ZM22 193V194H21ZM62 193V194H61ZM69 193V194H70ZM77 193V194H76ZM80 193H82V194H84V195H80ZM101 195H100V194ZM184 193V192H183ZM11 194V195H10ZM52 194V195H51ZM54 194V195H53ZM96 194V195H95ZM107 194H109V195H107ZM111 194H112V196H113V198H112V201H111ZM120 194V195H119ZM25 195V196H24ZM61 195H63V196H61ZM77 195H79V196H81L82 198H83V200L81 199V197H78ZM104 195H105V197H107V198H105L104 197ZM107 195V196H106ZM124 195H127L126 193H124ZM14 196H16V197H14ZM18 196L20 197V198H18ZM28 198H27V197ZM39 196V197H38ZM51 196V197H50ZM58 196V199L56 198ZM77 196V197H76ZM84 196V197H83ZM101 196V197H100ZM119 196V197H118ZM123 196V195H122ZM13 197V198H12ZM23 197V198H22ZM24 197L26 198V199H24ZM100 198V200H99V198ZM104 197V198H103ZM10 200H9V199ZM16 198V199H15ZM60 198V199H59ZM61 198H62V200H61ZM81 200H80V199ZM116 198V199H115ZM216 198V201H218L217 200V197H215ZM2 199V200H1ZM18 199V200H17ZM27 199H31L34 203H36L37 205H36V207H34V206H30V207H27L26 205L27 204H25V206H24V204L23 203H26V201H27ZM52 199V200H51ZM94 199H92V200H94ZM96 199H98L99 200V202H98V200H96ZM103 199V200H102ZM7 200V201H6ZM25 200V201H24ZM59 200V201H58ZM103 202H102V201ZM106 200V201H105ZM116 200V201H115ZM50 201V202H49ZM53 201H57V205H59V206H61V208L63 209V211H62V209L60 208H58L59 209V211H57L58 209L56 208V207H59V206H55L56 204H54V202ZM62 201V202H61ZM116 202V203H114V202ZM117 201H118V203H119V206L121 207L123 204L125 205L126 203H127V205H125L124 206V209H123V207H122V209H123V211H122V209L117 205L118 203H117ZM2 202V203H1ZM23 204V206H24V210H28L27 212L29 213V215H28V213L25 211V214H26V217H25V219L23 220V219H20V217H19V214H18V211H21L20 209H22V205H21V203ZM49 202V203H48ZM52 202V203H51ZM59 202H60V204H59ZM64 202V203H63ZM84 202V201H83ZM107 202H111L110 204H107ZM149 202V201H148ZM47 203V204H46ZM81 203L83 204V205H81ZM103 204V205H101V204ZM114 203V205H112ZM122 203V204H121ZM144 203V202H143ZM152 203V204H151ZM6 204H8L7 206H6ZM52 204H53V206H52ZM63 204V205H62ZM100 204V205H99ZM105 204H107V205H105ZM145 205H146V203H144ZM150 204V205H149ZM19 205V206H18ZM45 205H47L48 207H50L51 209H52V211H54L55 213H57V214H55V213H53V212H51V214H52V222L53 221H55V224L57 225V227H56V229H55V231L56 232H51L52 234H49L50 236H48V238H47V240L49 241H51L52 242V244H51V242L49 241V242H44V241H42V240H44V239H46V237L44 236V237H42L41 238V233H39L40 231L38 230V229H36V227L34 226V220L31 222V220L32 219H36V216H39L40 215V213H41V209H43L44 207H46ZM111 205V209H113V212L112 213H114V214H112L111 213V211L112 210H110V207L109 206ZM115 205H117V207L115 208L114 206ZM217 205L219 206V208H220V213L221 214H223V215H226V219H225V221H226V224L224 225V227H222V226H219V227H213V229H212V231L209 233L210 235H212V237H211V239L213 240V244H214V247H216V254L213 256V260H214V262H216V264H252V263H255V264H257L258 263V261H260L258 264H260V263H262L261 262V259L259 260V259H256L255 257H254V255L258 252V251H260V250H264V248H261L260 246H262V247H264V232H262L263 230L260 228V229H258V226L259 225H257L255 222H252L253 220L252 219H250V216H248L247 214V216L245 217V215H244V213L242 212L243 210H239L238 212H230L229 214L228 213H226V212H223L225 209L221 206V204H220V202H217ZM3 206V207H2ZM16 206V207H15ZM18 206V207H17ZM39 206V207H38ZM42 206V207H41ZM78 206V207H79ZM149 206V208L150 209H152V210H154L155 211V213H156V219L157 220H161V218L160 217H158V216H161V214L159 215L157 212L159 211L158 209V207H156L155 206V203H154V201H150L148 204H147V207ZM150 206H152V207H150ZM20 207V208H19ZM64 207H66L65 208V212H64ZM69 207H70V209H69ZM97 207V209H95V208ZM106 209H105V208ZM19 208V209H18ZM27 208V209H26ZM39 208H40V210H39ZM55 208V209H54ZM94 208V210L92 211V209ZM36 209V210H35ZM57 209V210H56ZM68 211H67V210ZM101 209V210H100ZM116 209H119L118 211L116 210ZM33 210V211H32ZM75 210V211H74ZM107 210H110V211H107ZM115 210L117 211V213L115 212ZM157 210V211H156ZM38 211V212H37ZM61 211V212H60ZM71 211H73V212H71ZM96 211V212H95ZM98 211V212H97ZM36 213V214H34V213ZM40 212V213H39ZM60 214H59V213ZM108 212H110V214L108 213ZM123 214H122V213ZM62 213V214H61ZM80 213H81V215H82V217H81V215H80ZM91 213H92V215H91ZM96 214V215H98L97 217H96V219L97 220H95L94 219V216H96V215H94V214ZM119 213V215H123V219L121 218L122 217V215L121 216H118L117 214ZM237 214V216L236 215H234V214ZM53 214H55L54 216H53ZM66 214V215H65ZM75 214H77V215H75ZM102 214V215H101ZM110 216H112V217H110ZM232 214V215H231ZM32 215V216H31ZM57 215V216H56ZM68 215V216H67ZM70 215V216H69ZM75 215V216H74ZM86 215V216H85ZM94 215V216H93ZM99 215H100V217H99ZM104 215V216H103ZM108 215V216H107ZM115 215V217H113ZM30 216V217H29ZM57 217V219H56V217ZM74 216V217H73ZM78 216V217H77ZM84 216V217H83ZM93 216V217H92ZM106 216V217H105ZM227 216H230V217H227ZM236 216V217H235ZM34 217V218H33ZM65 217H66V221H67V229H66V227H64V225L66 226V221H63L62 219H64L65 220ZM105 217V218H104ZM120 217V218H119ZM125 217V218H124ZM162 217V216H161ZM237 217L240 219H237ZM248 217V218H247ZM32 218V219H31ZM58 218L59 219H61L62 220V222H60L61 220H58ZM72 218H74V220H72ZM77 218V219H76ZM82 218H84V219H82ZM92 218H93V220H92ZM98 218H101V219H99L100 220V222H98L99 220H98ZM116 220H115V219ZM160 218V219H159ZM233 218V219H232ZM118 219L120 220V221H118ZM142 219H146L145 218V216H143V215H140V218H139V220L140 221H144V220H142ZM248 219V220H247ZM19 220H20V222H19ZM59 222H58V221ZM68 220H70V223H69V221ZM79 222V223H81V224H77V222ZM86 220V221H85ZM111 220H112V222H111ZM115 220V221H114ZM121 220H123V221H121ZM227 220H229V221H227ZM232 220H233V222H232ZM243 220H245V221H243ZM27 221H28V224H27ZM75 221V222H74ZM87 221H89V222H87ZM234 221L236 222H238L239 221V223H237V225H236V223H234ZM249 221L251 222V223H249ZM56 222H58V223H56ZM120 222V224H121V222H122V224L120 225V224H118ZM71 223L73 224V225H71ZM93 223V224H92ZM232 223H233V225H232ZM243 223H247V224H251V226H249V225H245V224H243ZM253 223V224H252ZM54 224V223H53ZM63 224V225H62ZM95 224V225H94ZM236 226H235V225ZM238 224H239V226L241 227V229H240V227L238 226ZM243 224V225H242ZM26 225H28V226H26ZM60 227H59V226ZM80 225V226H79ZM83 225V226H82ZM89 225V226H88ZM93 225V226H92ZM232 225V226H231ZM257 225V226H256ZM78 226H79V229H78ZM82 226V227H81ZM119 228H118V227ZM122 226V228L120 229V227ZM235 226V227H234ZM25 227V228H24ZM28 227V228H27ZM64 228V230H63V228ZM88 227V228H87ZM232 227H234V228H231ZM247 227V228H246ZM249 227V228H248ZM254 229V227H255V230H253L252 231V229ZM80 228H82L81 230H80ZM87 228V229H86ZM94 228V227H93ZM115 228V229H114ZM218 228V229H217ZM221 228V229H220ZM224 228V229H223ZM240 230H239V229ZM23 229V230H22ZM28 229V230H27ZM35 229L37 230V231H35ZM58 229H59V231H58ZM62 229V230H61ZM77 229V230H76ZM84 229H86V230H84ZM95 229V228H94ZM94 229H92V230H94ZM116 230V232L114 231V230ZM120 231H118V230ZM215 229V230H214ZM220 229V230H219ZM225 229H228V231H226ZM235 231H234V230ZM237 229V230H236ZM251 231V233L249 234L248 233V231L249 230ZM256 229H258V230H256ZM16 231V232H14V231ZM19 230V231H18ZM68 230H69V232H68ZM79 230V231H78ZM84 230V231H83ZM122 230V231H121ZM223 230H225V231H223ZM18 231V232H17ZM21 231V232H20ZM27 231V232H26ZM62 231V232H61ZM64 231H65V235H64ZM66 231L68 232V233H66ZM77 231V232H76ZM232 231H234V232H232ZM243 231V232H242ZM257 231H258V233H257ZM20 232V233H19ZM39 234H38V233ZM72 234H71V233ZM78 232H79V234H78ZM86 232V233H85ZM119 232V233H118ZM217 232V233H216ZM219 232V233H218ZM228 232V233H227ZM236 232V233H235ZM239 232V233H238ZM240 232L243 234L242 236L240 235ZM256 232V233H255ZM15 234V236H14V234ZM55 233H56V235H55ZM83 235H82V234ZM227 233V234H226ZM232 235H231V234ZM18 234H20V235H18ZM37 234V235H36ZM70 234V235H69ZM85 234V235H84ZM94 234H95V236H94ZM113 234V235H114ZM118 234V235H117ZM231 236H230V235ZM235 234V235H234ZM239 234V235H238ZM255 234H256V237H255ZM261 234V235H260ZM27 235H28V237H27ZM58 235V237H59V239H58V237L56 238V236ZM66 235H69V236H66ZM233 235H234V238H233ZM250 235V236H249ZM259 237H258V236ZM31 236V237H30ZM36 236L38 237V239H36ZM40 236V237H39ZM63 236H65L66 238H64ZM86 236V237H85ZM94 236V237H93ZM224 236V237H223ZM15 239H14V238ZM35 237V238H34ZM53 237V238H52ZM70 237V238H69ZM83 237V238H82ZM85 237V238H84ZM226 237V238H225ZM237 237V238H236ZM252 237V238H251ZM255 237V238H254ZM17 238V239H16ZM19 238H20V240H19ZM31 238V239H30ZM41 238V241L39 240ZM54 238H56L55 240H54ZM220 238V239H219ZM223 238V239H222ZM250 238V239H249ZM255 240H254V239ZM263 238V239H262ZM28 239H30V241L28 240ZM62 239H64V240H62ZM217 241H216V240ZM220 241H219V240ZM235 239H240V240H238V241H236ZM248 239V240H247ZM261 239H262V241H261ZM35 240L37 241V240H39L40 241V243L37 241V243L35 242ZM54 242H53V241ZM66 240H68V241H66ZM223 242H222V241ZM251 240V241H250ZM16 241V242H15ZM59 243H58V242ZM225 241V242H224ZM227 241V242H226ZM229 241V242H228ZM231 241V242H230ZM247 242L246 244H244L245 242ZM21 242H23V243H21ZM66 243V245H65V243ZM68 242V243H67ZM220 244H219V243ZM232 242H233V244H232ZM235 242L236 243H239L240 245H241V247L238 245V244H235ZM241 242V243H240ZM242 242H243V244H242ZM251 242H252V244H251ZM255 242H256V244H255ZM43 243V244H42ZM48 243V244H47ZM54 243V244H53ZM222 243V244H221ZM228 245H227V244ZM229 243H230V245H229ZM248 243H250V244H248ZM258 243V244H257ZM23 244V245H22ZM26 244V245H25ZM28 244V245H27ZM44 244H45V246H44ZM59 244V245H58ZM217 244V245H216ZM223 244H226V245H224L223 246ZM30 245H32V247L30 246ZM48 245V246H47ZM49 245H50V247H49ZM53 245H54V247H53ZM176 245V244H175ZM171 246V249L172 250H176V249H179L181 252H179V250H176L175 252H179L178 253V257L180 258L181 257V255H182V252H183V250L182 249H180L177 245L176 246ZM220 245V246H219ZM233 245V246H232ZM238 245V246H237ZM249 245H251V246H249ZM255 245V246H254ZM256 245H257V247H256ZM3 246V247H2ZM12 246L14 247V248H12ZM23 246H24V248H23ZM38 246V247H37ZM59 246H61V248L59 247ZM227 246V247H226ZM8 247H9V249H8ZM19 247H21V248H19ZM150 247H154V244H150ZM176 247V248H175ZM221 247V248H220ZM230 247V249H228ZM234 247V248H233ZM238 247H239V250H238ZM248 247V248H247ZM260 247V248H259ZM3 248H4V250H3ZM23 248V249H22ZM36 248H37V250H36ZM44 248V249H43ZM45 248H47V249H45ZM54 248H55V250H54ZM217 248H219L218 249V251H217ZM246 250H245V249ZM251 248H253V249H251ZM2 249V250H1ZM35 249V250H34ZM64 249H68V251L67 250H64ZM225 249V250H224ZM10 250V251H9ZM22 250V251H21ZM34 250V251H33ZM39 250H41V251H39ZM54 250V251H53ZM226 250H228V251H226ZM250 250V251H249ZM29 251H30V253L31 254H33V255H31L30 253H29ZM45 251V252H44ZM72 251L73 252H75L74 254L72 253ZM252 251V254L253 255H251L249 252H251ZM7 252V253H6ZM12 252V253H11ZM37 252H39L40 254H41V252H42V254H45L43 257L41 256V255H39ZM64 252V253H63ZM72 253V254H70L69 255V253ZM237 252V253H236ZM243 252V253H242ZM6 253V254H5ZM17 253V254H16ZM19 253V254H18ZM47 253V254H46ZM68 253V254H67ZM246 253H247V255H248V257H247V255H246ZM12 255V259L11 258H9V257H11V255ZM62 254V255H61ZM64 254H65V256H64ZM224 254V255H223ZM243 254V257L241 256ZM7 255V256H6ZM50 255H52V256H50ZM62 257H61V256ZM80 255V256H79ZM226 255V256H225ZM239 255H240V257H239ZM252 256V259L250 258L251 256ZM9 256V257H8ZM30 256V257H29ZM31 256H33V257H31ZM42 258H41V257ZM68 256H69V258H68ZM70 256H73L72 258L70 257ZM238 256V257H237ZM246 257V259H245V257ZM35 257V258H34ZM37 257V258H36ZM77 257V258H76ZM226 257V258H225ZM30 260H29V259ZM38 258L40 259V260H38ZM59 258H60V260H59ZM155 258V260H154V262L153 263H151V264H164V263H166V264H171V260H169V259H165L164 260V262H160L158 259V257L155 255V256H153V259ZM217 258V259H216ZM219 258V259H218ZM222 258V259H221ZM232 258V259H231ZM238 259V260H240V261H238V260H236V259ZM241 258V259H240ZM245 259V261H244V259ZM253 258L256 260V261H254L253 260ZM35 259V260H34ZM44 261H43V260ZM65 259V260H64ZM75 259V261H73V260ZM153 259H152V261H153ZM227 259V260H226ZM249 259V260H248ZM18 260V261H17ZM24 260V261H23ZM26 260H28L27 262H26ZM54 260H56L55 262H54ZM66 260H68V262L66 261ZM77 260V261H76ZM216 260V261H215ZM220 260V261H219ZM14 261V262H13ZM30 261H32V262H30ZM60 261H63V262H60ZM166 261V262H165ZM219 261V262H218ZM228 263H227V262ZM230 261V262H229ZM247 261V262H246ZM251 261V262H250ZM38 262V263H37ZM77 262V263H76ZM168 262V263H167ZM170 262V263H169ZM232 262V263H231ZM235 262V263H234ZM44 263V264H45ZM79 264V263H78ZM189 264H193V263H189ZM200 264V263H199Z\"/></svg>",
	"mask_w": 264,
	"mask_h": 264
},
{
	"label": "bare ground",
	"instance_id": "6f19581e",
	"mask_svg": "<svg viewBox=\"0 0 264 264\" xmlns=\"http://www.w3.org/2000/svg\"><path fill=\"white\" fill-rule=\"evenodd\" d=\"M4 1V0H0V3ZM6 1V0H5ZM11 1V0H10ZM14 1V0H13ZM23 1V0H22ZM26 1V0H25ZM29 1V0H28ZM43 2V0H41ZM40 1V2H41ZM80 1V0H79ZM83 1V0H82ZM103 1V0H102ZM106 1V0H105ZM111 1V0H109ZM114 1V0H112ZM121 1V0H120ZM119 1V2H120ZM126 1V0H125ZM138 1V0H137ZM148 0H146L147 2ZM152 1V0H150ZM159 1V0H158ZM157 1V2H158ZM179 0H167V4H168V8H160L161 11H158L157 13H155V10L154 11H151L150 12V7H149V12H148V8L145 7V9L143 10V12L140 10L139 12H142L141 16H140V25L143 27V29H147V30H151L152 33H153V27L154 26H157V22L159 24V21L161 20H164V21H169L174 24H176V26H174V24H172V29H173V26L176 28V33L175 34L176 36H174V43L172 40H170L172 42V45L175 46L173 47L174 48V51L176 49V47H178V51L180 50V54L181 56L179 55V57H181V65H183L186 69L184 68V70L186 71V76L183 78L181 77L182 79L177 83V87H171L173 89V91L171 92H168V94L164 95V94H161V98L157 99H153V97H151L152 95V92L149 90L150 88L154 89V87L157 85L156 82H147L148 80L144 77V73L145 71H142V66H141V69L142 70H139L140 72H144V73H138L135 69L138 68V67H134L133 66V62L131 61L132 59H130V53L131 51L128 53V55H123V66L124 67V72H128L130 77H131V83L134 84V88L136 87H140L142 88V86L144 87L142 90H143V93L141 91H139V93L141 92V95L142 98H141V101L143 102V104L141 105V102L140 101V98H139V102L138 104L136 102H134L135 105H133L132 108H129L127 106L125 109H123V111H125L123 113L124 117L127 119L128 118H132L131 122L132 121H137L135 123H137L138 127L140 128L139 130V137L136 136V138H140L141 141L143 142L144 145H149L150 148H154L156 147V149L158 147L163 148L164 149V152L162 151V154L159 153V151L157 150V152L160 154L158 155V157L156 156L155 158H149L147 160L151 161L154 163V169H152L146 177H145V181H144V184L142 186L143 188V192H138L140 189H139V183L136 184V180H135V183L133 182L132 180V175L134 173H129L130 175L129 176H125V178L129 177L125 182L126 184L121 186L120 188H122L124 191V193H126L127 195H124L121 194V202L122 203H125L127 202L126 200H132V204H128V207H126L125 205H127V202L125 205L123 204L121 207L119 206V203L117 201V205L122 209H124V206L127 210L126 211V215L128 213V215L126 216L127 220H125V223H124V230L120 233L121 236L116 238L115 234L113 235L110 231V229L113 227H111V223L108 224V222H103L101 223L99 219L101 218H98V222L100 223H97L96 226H93L92 229H88L87 230V236H92V234L95 232L96 233V238L95 239H91V240H82L80 239V237H76V236H73L71 238V241L69 243V245L67 246H70L71 249H74L77 253H81L82 254V257H80L79 259V264H151L154 262L155 258L153 259V256H157L159 259V261L161 262H164V260L167 258L169 260H171V264H189V263H193V264H216V262H214L213 260V256L216 254V247H214V244H213V240L211 239L212 235H210L209 233L212 231L213 227H219V226H222L224 227V225L226 224V215H223L221 214L220 212V208L219 206L217 205V202H220L221 206L225 209L223 212H226V213H230V212H238L240 209L243 210L242 212L244 213L245 217L248 215L250 216V219H252L253 221L252 222H255L258 226V229H262L264 232V43H257L252 41L250 37H252L251 35L249 38L250 40H248V43L247 45H249V48L248 49H245L244 46H243V49H239V48H230V50L228 51H223L225 53H220L217 49H215V46L214 47V51H217V52H214V53H211L212 51V48H211V51L210 49L208 48V46L211 45V42L214 40L212 38V36H210V30L212 31L213 30V27H214V23H216V21L218 20V24L217 25V29L220 28V29H224L226 27H228V23L229 20H227L228 18L226 17L227 13L226 14H222L220 13L221 12V7H219V12L217 13L215 11V16H217L218 18L216 19L215 22L214 21V18H212V16H210L211 18L209 17H204L203 15H206V14H202V16H196L199 12V10L197 11L198 13L196 14V5L195 6V9L192 8V7H188V9H184L186 10L184 13L181 9V6L180 4L178 3ZM183 1V0H182ZM191 1V0H190ZM190 1L188 3H190ZM196 0H194L195 2ZM200 0H198L199 2ZM203 1V0H202ZM205 3L207 4V2L209 1H206L204 0ZM218 1V0H217ZM232 1V0H231ZM240 1V0H238ZM244 1V0H243ZM259 1V0H258ZM17 2V1H16ZM33 2V1H31ZM30 2V3H31ZM52 2L54 3V1L52 0ZM51 0H50V3H52ZM59 2V1H58ZM92 2H96L95 1H92ZM104 2V1H103ZM116 2V1H115ZM117 2V4L119 3ZM133 2V1H131ZM142 2V1H141ZM164 2V1H163ZM166 2V1H165ZM186 2V1H185ZM197 2V1H196ZM195 2V3H196ZM210 2V1H209ZM211 2H213L211 0ZM221 2V1H220ZM234 2H236L234 0ZM245 2V1H244ZM247 2V1H246ZM245 2V3H246ZM252 2V1H251ZM255 2V1H254ZM260 2H263L260 1ZM3 3V2H2ZM1 3V4H2ZM12 3V2H11ZM29 3V4H30ZM84 3V2H83ZM82 3V4H83ZM97 3H100L99 1L96 2ZM109 3V2H107ZM114 3V2H113ZM121 3V2H120ZM128 4V2H126ZM134 3V2H133ZM137 3V2H135ZM138 3L140 4V2L138 1ZM145 3V2H143ZM149 3V1H148ZM147 3V4H148ZM153 3V2H151ZM159 3V2H158ZM158 3H156L158 5ZM162 3V1H161ZM181 3V2H180ZM184 3V1L182 2ZM193 3V2H192ZM204 3V2H203ZM230 3V2H229ZM241 3V1L239 2ZM247 3H250L249 1ZM14 4H16L14 2ZM12 4V5H14ZM20 4H21V0H20ZM28 4V5H29ZM44 4V3H43ZM58 4V3H57ZM95 4V3H94ZM105 4V3H104ZM115 4V3H114ZM117 4L116 7H117ZM124 4V3H123ZM150 4V3H149ZM211 4V3H210ZM221 4V3H220ZM236 4V3H235ZM254 5V3H252ZM257 4V3H256ZM263 4V3H261ZM19 5V4H18ZM22 5H23V2H22ZM21 5V6H22ZM27 5V6H28ZM37 5V4H36ZM35 5V6H36ZM39 5V4H38ZM41 5V3H40ZM52 5V4H51ZM84 5V4H83ZM102 5V4H101ZM100 5V6H101ZM111 5V4H110ZM109 5V7H110ZM113 5V4H112ZM111 5V6H112ZM114 5V6H115ZM122 5V4H121ZM125 5V4H124ZM141 5V4H140ZM155 5V4H154ZM157 5H155L157 7ZM160 5V4H159ZM183 5V4H182ZM193 6V4H191ZM199 5V4H197ZM202 5V4H201ZM208 5V4H207ZM216 5V4H215ZM224 5V4H223ZM228 5V4H227ZM231 5V4H230ZM245 5V4H244ZM242 5V6H244ZM250 5V4H249ZM3 6L4 7H11L7 1L3 3ZM26 6V5H25ZM30 6V5H29ZM28 6V7H29ZM33 6V5H32ZM43 6V5H42ZM47 6V3L46 5ZM44 6V7H45ZM98 6V5H97ZM99 6V7H100ZM139 6V5H138ZM193 6V7H194ZM219 6V4H218ZM225 6V5H224ZM229 6V5H228ZM235 6V5H234ZM247 6V4H246ZM251 6V5H250ZM255 6V5H254ZM252 6V7H254ZM260 6V5H259ZM0 7H2L0 5ZM16 7V6H15ZM31 7V6H30ZM41 7V6H40ZM54 7V6H53ZM108 7V6H107ZM106 7V8H107ZM124 7V6H123ZM127 7H131L130 5L127 6ZM134 7V5H133ZM155 7V8H156ZM183 7V6H182ZM187 7L186 5L184 6V8ZM214 6H211L210 8H212ZM231 7V6H230ZM245 7V6H244ZM243 7V8H244ZM251 7V10L253 9ZM262 7V6H261ZM264 7V6H263ZM25 8V7H24ZM34 8V7H33ZM39 8V7H37ZM51 9L52 6L50 7ZM82 8V7H81ZM101 8V7H100ZM105 8V7H104ZM104 8L102 7V9L104 10ZM115 8V7H114ZM152 8V7H151ZM200 8V7H199ZM203 9L205 8L204 6L202 7ZM200 8V9H202ZM207 8V6H206ZM205 8V9H206ZM224 8V7H223ZM246 8V7H245ZM248 8V7H247ZM255 8V7H254ZM258 8V7H257ZM19 9V8H18ZM23 9V8H22ZM21 9V10H22ZM28 9V8H27ZM35 9V8H34ZM45 9V8H44ZM113 9V8H112ZM122 8H120V11H121ZM127 8H125L126 10ZM140 9V8H139ZM154 9V8H153ZM152 9V10H153ZM209 9V7L207 8ZM206 9V10H207ZM232 9V8H231ZM2 10V9H1ZM8 10V9H6ZM5 10V11H6ZM12 10V8H11ZM16 10V8H15ZM32 10V8H31ZM29 10V15L31 16L30 14V11ZM38 10V9H37ZM46 10V9H45ZM50 10V9H48ZM57 10H58V7H57ZM98 10V9H97ZM100 10V9H99ZM114 10V9H113ZM124 10V9H123ZM212 10V9H211ZM216 10V9H214ZM229 10V9H228ZM242 10V9H241ZM245 10V9H244ZM261 10V9H260ZM263 10V9H262ZM18 11V10H17ZM47 11V10H46ZM51 11V10H50ZM59 11V10H58ZM83 11H86V9H84ZM106 11V10H105ZM105 11H102V12H105ZM110 11V10H109ZM135 11V10H134ZM205 10H203L204 12ZM208 11V10H207ZM223 11H226L227 12V9L223 10ZM255 11H259V10H255ZM255 11H253V14H255ZM264 11V10H263ZM9 12V11H8ZM7 12V13H8ZM16 12V11H15ZM15 12H13L15 14ZM22 12V11H21ZM20 12V13H21ZM26 12V10L24 11ZM37 12V11H36ZM41 12V11H40ZM48 12V11H47ZM56 12V11H55ZM98 12V11H97ZM122 14L120 15H124L123 14V11H121ZM126 12H128V9L126 10ZM186 12H189V13H192L196 16L195 18V21L193 22L192 20H194V18L192 17V20L191 21H187L190 17L188 16L187 20H186ZM239 12V10L237 11ZM242 12V11H241ZM260 12V11H259ZM262 12V11H261ZM19 12H16V15L19 16L20 14ZM32 13V11H31ZM84 13V12H82ZM89 13V12H87ZM92 13V12H91ZM100 13V12H99ZM107 13V12H106ZM111 13H112V10H111ZM110 13V14H111ZM119 13V12H118ZM130 13V12H129ZM132 13L133 10H132ZM205 13V12H204ZM212 13V12H210ZM209 13V14H210ZM231 13V11H230ZM233 13V11H232ZM240 13V12H239ZM239 13H237L239 15ZM258 13V12H257ZM3 14V13H2ZM6 14V13H5ZM12 14V12H11ZM10 14V15H11ZM40 14V13H38ZM46 14V13H45ZM43 14V15H45ZM50 16L49 12L47 13ZM53 14V13H51ZM96 14V13H95ZM117 14V13H116ZM128 14V13H127ZM136 14V11L135 13ZM192 14H189L190 16ZM201 14V12H200ZM213 14V13H212ZM253 14H250V16ZM21 15V14H20ZM34 15V13L32 14V16ZM113 15V14H112ZM111 15V17H112ZM140 15V14H139ZM226 15V16H225ZM233 15V14H231ZM236 15V14H235ZM241 15V14H240ZM244 17H245V14H243ZM248 16V14H246ZM5 16V15H4ZM13 16V14H12ZM26 18H27V14L25 15ZM23 16V18L25 17ZM31 16V17H32ZM83 16V14L81 15ZM100 16V15H99ZM103 16V15H102ZM115 16V14H114ZM129 16V15H128ZM208 16V14H207ZM234 16V15H233ZM260 16V15H259ZM263 16V15H261ZM7 17V16H5ZM20 17V16H19ZM95 17V16H94ZM104 17V16H103ZM110 17V16H109ZM131 17V16H130ZM134 18V16H132ZM235 17V16H234ZM238 17V16H237ZM236 17V18H237ZM241 17V16H240ZM243 17V16H242ZM22 18V20H23ZM40 18V16H39ZM45 18V17H44ZM47 18V17H46ZM46 18H45V21H46ZM86 18L87 15H86ZM85 15H84V21L83 23L85 22ZM101 19V17H99ZM107 18V17H105ZM104 18V19H105ZM113 18V17H112ZM123 18V16H122ZM138 17H136L137 19ZM200 19V21H198ZM230 20L232 21V17L230 16ZM251 18V17H250ZM253 18V17H252ZM258 18V17H257ZM257 18H253V19H257ZM10 20H14V18L12 19L11 16L9 18ZM9 19H6V18H1V14H0V36H1V40H0V58H2L4 61H5V65H6V70L7 72H13L14 70H12V67L15 65H13L11 63L10 60H14L13 57L9 54V50L12 49V52H13V49L15 50V47H18L20 46L21 44H23V41L26 40V35L20 39V37H18V33L16 34L15 33V23L14 21H10ZM42 19V18H40ZM52 19V17H51ZM92 19V18H91ZM99 19V20H100ZM131 18H129V21ZM135 19V18H134ZM242 19V18H241ZM246 19V18H245ZM260 20V18H258ZM36 20V19H34ZM39 20V19H38ZM67 20L68 17H67ZM102 20V19H101ZM107 22L108 20L105 19ZM190 20V19H189ZM236 20V19H235ZM240 20V19H239ZM253 22L252 19H249ZM263 20V19H262ZM16 21V20H15ZM33 21V20H32ZM31 21V22H32ZM43 21V19H42ZM91 21V20H89ZM112 20L110 19V22ZM117 21V20H116ZM128 21V20H127ZM125 19H120V25L123 26L124 28L127 27V22ZM241 21V20H240ZM17 22V21H16ZM19 22V21H18ZM22 22V21H21ZM30 22V21H29ZM30 22V23H31ZM40 22V20H39ZM87 22V20H86ZM85 22V23H86ZM94 22V21H93ZM92 22V23H93ZM100 22V21H99ZM168 22V23H169ZM234 22V21H232ZM239 22V21H238ZM243 22V20H242ZM241 22V23H242ZM248 22V21H247ZM43 23V22H42ZM41 23V24H42ZM52 23V22H51ZM82 23V24H83ZM95 23H96V20H95ZM165 23V22H164ZM163 23V24H164ZM187 25H186V24ZM250 23V21H249ZM24 24V23H23ZM55 24V23H54ZM88 24V22H87ZM106 24V23H105ZM111 24V23H110ZM109 24V25H110ZM133 24V22L131 23ZM135 24V23H134ZM185 24L187 30H185L184 28V25ZM231 24V23H230ZM262 24H264V22L262 21ZM19 25V24H18ZM27 25V23H26ZM30 25V24H29ZM45 26V24H43ZM85 25V24H83ZM117 25V24H116ZM160 25V24H159ZM166 25V24H165ZM32 26H35V25H32ZM40 26V25H39ZM92 26V24L90 25ZM129 26V24H128ZM132 26V25H131ZM161 26V25H160ZM164 26V25H163ZM232 26V25H231ZM242 26V25H240ZM252 26V25H251ZM260 26V25H258ZM20 27V26H19ZM53 27H55L53 25ZM88 27V26H87ZM96 27V26H95ZM104 27V26H103ZM102 27V28H103ZM117 27V26H116ZM119 27V26H118ZM117 29H121V28H118ZM136 27V25H135ZM168 27V26H167ZM236 27V26H235ZM238 27V26H237ZM264 27V25H263ZM27 28V27H26ZM47 28V27H46ZM91 28V27H90ZM101 29V27H99ZM109 28V27H108ZM114 28V27H113ZM123 28V29H124ZM131 28V27H129ZM138 29V27H136ZM162 28V27H161ZM165 29H168L166 31H169V28H166V26L164 27ZM245 28V27H244ZM25 29V28H24ZM28 29V28H27ZM31 29V32L33 31L32 28ZM53 29V28H52ZM55 29V28H54ZM86 29V28H85ZM92 29V28H91ZM99 29V30H100ZM105 29V28H104ZM102 29V31L104 30ZM143 29L142 32H143ZM157 29H159L157 27ZM156 29V30H157ZM178 29V30H177ZM224 29V30H226ZM239 30V28H236L234 30ZM248 29V28H247ZM251 29V28H250ZM38 30V29H37ZM80 30V28H79ZM82 30V29H81ZM89 30V29H88ZM110 30V28H109ZM108 30V31H109ZM155 30V31H156ZM174 30V29H173ZM229 30V29H228ZM242 30V29H241ZM254 30V29H253ZM264 30V29H263ZM23 31V29H22ZM40 31V30H39ZM49 31V30H48ZM94 31V29H93ZM106 31V30H105ZM134 31V30H133ZM164 31V32H166ZM175 31V30H174ZM214 31V30H213ZM216 31V30H215ZM214 31V33H215ZM231 31H232V27H231ZM249 31V30H248ZM257 31V30H256ZM256 31L254 30V32L256 33ZM260 31H262V29L260 28ZM38 32V31H37ZM36 32V33H37ZM101 33V31H99ZM107 32V31H106ZM121 32V31H120ZM125 32V30H124ZM128 32V31H127ZM135 32V31H134ZM133 32V33H134ZM226 32V31H225ZM223 31V33H225ZM228 32V31H227ZM230 32V30H229ZM240 32V30H239ZM244 32V31H242ZM241 32V33H242ZM29 33V32H28ZM54 33H55V30H54ZM94 33V32H92ZM96 33V32H95ZM97 32V36H99L98 34H100ZM108 33V32H107ZM118 33V31H117ZM137 33V31H136ZM151 33V32H150ZM148 33V34H150ZM158 33V32H157ZM173 33V32H172ZM218 33V32H217ZM222 33V32H221ZM238 34V32H236ZM235 33V35H236ZM241 33L239 35H241ZM39 34V33H38ZM60 34V33H59ZM77 34V33H76ZM110 34V33H109ZM143 34V33H142ZM142 34L141 37L143 36ZM155 34V33H154ZM162 34V33H161ZM212 34V33H211ZM226 34V33H225ZM230 34V33H228ZM232 34V32H231ZM245 34V33H244ZM264 34V33H263ZM20 35V34H19ZM53 35V34H52ZM81 35V34H80ZM87 33L85 34V37H86ZM101 35V34H100ZM106 35V34H105ZM111 35V34H110ZM119 35V34H118ZM133 35V34H132ZM151 35V34H150ZM148 35V36H150ZM168 35V33H167ZM219 35V34H218ZM223 35V34H222ZM238 35V36H239ZM246 35V34H245ZM256 36L258 34H255ZM260 35V34H259ZM40 36V35H39ZM49 36V34H48ZM82 36V35H81ZM125 36V35H124ZM129 36V35H128ZM147 36V34H146ZM144 36V37H146ZM147 36V37H148ZM237 36V35H236ZM234 36V37H236ZM260 36H264V35H260ZM32 37H33V33H32ZM35 37V36H34ZM84 37V36H83ZM82 37V38H83ZM101 37V36H100ZM99 37V38H100ZM103 37V35H102ZM119 37V36H118ZM122 36H120L121 38ZM140 37V36H139ZM143 37V38H144ZM160 37V36H159ZM214 37V35H213ZM222 37V36H221ZM225 37V36H224ZM229 37V36H228ZM232 37V38H234ZM240 37V36H239ZM242 37V36H241ZM244 37V36H243ZM248 37V36H246ZM54 38V37H53ZM58 38V37H57ZM70 38V37H69ZM75 38V36H74ZM81 38V39H82ZM90 38V37H89ZM93 38V37H92ZM126 39V37H124ZM130 38V36H129ZM129 38H127V40H129ZM136 38V37H135ZM155 38V37H154ZM153 38V39H154ZM163 38V37H162ZM169 38V37H168ZM216 38V37H214ZM219 38V37H217ZM258 38V37H257ZM35 39V38H34ZM42 39V38H41ZM51 39V38H50ZM86 39V38H84ZM107 39V38H106ZM110 39V37H109ZM115 39V38H114ZM117 39V38H116ZM137 39V38H136ZM167 39V38H166ZM213 39V40H212ZM227 42V38H224ZM231 39V38H230ZM229 39V40H230ZM240 39V38H239ZM244 39V38H243ZM62 40V39H61ZM78 40V38H77ZM91 40V39H90ZM99 40V39H98ZM118 40V39H117ZM139 40H142L141 38H139ZM168 40V39H167ZM216 40V39H215ZM214 40V41H215ZM223 40V39H222ZM242 40V39H241ZM254 40V39H253ZM259 40V39H258ZM264 40V38H263ZM262 40V41H263ZM28 41V40H27ZM37 41V40H36ZM87 42V39L84 40ZM96 41V40H95ZM103 41V40H102ZM116 41V40H115ZM119 41V40H118ZM121 41V40H120ZM119 41V42H120ZM123 41V40H122ZM131 41V40H130ZM129 41V42H130ZM135 41V40H134ZM145 41V40H144ZM153 40H150L149 41V38H148V46H146V51L144 49V58H143V63H144V67L147 68V72H148V68L149 69H154L152 66H154L156 64V62H159V61H162L164 60L165 64H162L163 65V69H165V67L168 69L169 67H167L166 65V62H170L172 60V57H170V55H168L169 51L171 50V48H168L167 45L166 47L168 49H170L168 51V53L165 52V49H164V52H160L157 53L159 55L162 54V56H158L156 55L155 52L152 53V51H154V46L156 47L157 43H155V45L152 43ZM155 41V40H154ZM157 41V40H156ZM160 41V40H159ZM158 41V43H159ZM161 43L160 45L164 44V39H161ZM232 41V39H231ZM230 41V42H231ZM235 41V40H233ZM238 41V39H237ZM236 41V42H237ZM244 41V40H243ZM261 41V40H260ZM46 42V41H45ZM73 42V41H72ZM97 42V41H96ZM95 42V43H96ZM105 43V41H103ZM112 42V41H111ZM110 42V43H111ZM133 42V41H132ZM143 42V40H142ZM169 42V40H168ZM229 42V41H228ZM236 42H234L233 44H236ZM245 42V41H244ZM264 42V41H263ZM33 43V42H32ZM36 43V42H35ZM39 43H40V39H39ZM42 43V42H41ZM62 43V42H60ZM78 43V42H77ZM85 43V42H84ZM88 43V42H87ZM99 43V42H98ZM106 43H108L106 41ZM121 43V42H120ZM124 43V42H123ZM141 43V42H140ZM152 43L154 46L152 47ZM166 43V42H165ZM242 43V42H241ZM53 44V43H52ZM58 44V43H57ZM81 44V43H80ZM83 44V43H82ZM97 44V43H96ZM95 44V46H96ZM103 44V43H102ZM131 44V43H130ZM138 44V43H137ZM167 44V43H166ZM170 44V42H169ZM218 44V43H216ZM243 44V43H242ZM25 45V44H23ZM93 45V44H92ZM111 45V44H110ZM116 45V44H115ZM127 45V44H126ZM129 45V43H128ZM159 45V46H160ZM215 45V43H214ZM220 45V44H219ZM225 45V44H224ZM222 45V46H224ZM228 45V48L230 47L229 44ZM238 45V42L237 44ZM39 46V44H38ZM51 46V45H50ZM60 46V45H59ZM58 46V47H59ZM69 46V45H68ZM79 46V45H78ZM82 46V45H81ZM79 46V47H81ZM91 46V45H89ZM94 46V45H93ZM104 46V45H103ZM119 46V45H118ZM125 46V45H124ZM141 46H142V43H141ZM158 46V47H159ZM207 47V48H202V47ZM217 46V45H216ZM232 46V44H231ZM234 46V45H233ZM33 47V46H32ZM44 47V46H43ZM122 47H123V44H122ZM127 47V46H126ZM136 47V46H135ZM157 47V49H159ZM181 47V48H180ZM221 47V45L219 46V48ZM237 47V46H236ZM240 47V45H239ZM246 47V46H245ZM6 48V49H5ZM49 48V47H48ZM52 48V47H51ZM57 48V47H56ZM62 48V47H61ZM69 48V47H68ZM83 48V47H82ZM86 48V47H84ZM88 48V46H87ZM91 48V47H90ZM93 48V47H92ZM91 48V49H92ZM107 48V47H106ZM116 48V47H115ZM120 48V47H119ZM133 48V49H132ZM150 48H153L150 49ZM161 48V47H160ZM172 48V49H173ZM217 48V47H216ZM223 48V47H222ZM226 48V46H225ZM5 49V50H4ZM23 49V47H22ZM32 50L34 48H31ZM75 49V48H74ZM98 49V48H97ZM117 49V48H116ZM134 46L131 47V50L134 51ZM18 50V49H17ZM26 50V48H25ZM48 50V49H47ZM51 50V49H50ZM48 50V51H50ZM80 50V49H78ZM77 50V52L79 53V51ZM93 50V49H92ZM109 50V49H108ZM126 50V49H125ZM130 50V49H128ZM139 50V49H138ZM141 50V49H140ZM156 50V49H155ZM160 50V49H159ZM226 50V49H225ZM24 51V50H23ZM31 51V50H30ZM53 51V50H52ZM72 51V50H71ZM75 51V50H74ZM94 51V50H93ZM104 51V49H103ZM107 51V49H106ZM114 51V50H113ZM122 51V50H121ZM177 51V50H176ZM177 51V52H178ZM220 51H221V48H220ZM19 52V51H18ZM22 52V51H21ZM34 52V51H33ZM39 52V51H38ZM51 52V51H50ZM56 52H57V49H56ZM95 52V51H94ZM100 52V51H99ZM116 52V51H115ZM114 52V54H115ZM123 52V51H122ZM128 52V51H127ZM126 52V53H127ZM137 52V51H136ZM139 52V51H138ZM25 53V52H24ZM28 53V52H27ZM35 53V52H34ZM58 53V52H57ZM76 53V52H75ZM73 53V54H75ZM106 53V52H105ZM143 52H141L142 54ZM12 54V53H11ZM14 54V53H13ZM16 54V53H15ZM14 54V55H15ZM96 54V53H95ZM101 54V53H100ZM99 54V55H100ZM109 53L107 52L106 55H108ZM122 54V53H121ZM133 54V53H132ZM137 54V53H136ZM171 54V53H169ZM175 54V53H173ZM173 54L171 56H173ZM179 54V53H177ZM176 54V55H177ZM23 55V54H22ZM26 55V53H25ZM80 55V54H79ZM93 55V54H92ZM140 55V53H139ZM12 59H11V57ZM35 56V55H34ZM86 56V55H85ZM110 57V55H108ZM117 56V55H115ZM142 56V55H140ZM178 56V55H177ZM10 57V58H9ZM25 57V56H24ZM33 57V56H31ZM51 57V56H50ZM72 57V55H71ZM70 57V58H71ZM114 57V56H113ZM111 57V59L113 58ZM137 58H139V56L137 55L136 56ZM174 57V56H173ZM9 58V59H8ZM17 58V56H16ZM20 58V57H18ZM73 58V57H72ZM76 58V57H75ZM94 58V57H93ZM116 58V57H115ZM120 58V57H119ZM132 58V57H131ZM25 59V58H24ZM74 59V58H73ZM134 59V58H133ZM136 59V58H135ZM140 59V58H139ZM138 59V60H139ZM175 59H178V57H175ZM18 60V59H16ZM23 60V58L21 59V61ZM27 60V59H26ZM33 60V59H32ZM71 60V59H70ZM75 60V59H74ZM78 60V59H77ZM116 61L118 59H115ZM1 61V60H0ZM34 61V60H33ZM73 61V60H72ZM109 61V59H108ZM114 61V62H116ZM141 61V60H140ZM178 61V60H177ZM15 62V61H14ZM26 62V61H25ZM29 62H31V60H29ZM121 62V61H120ZM80 63V62H79ZM112 63V62H111ZM111 63L109 61V64L111 66ZM117 63V62H116ZM141 63V62H140ZM139 63V66L142 64ZM162 63V62H161ZM160 63V64H161ZM173 63V62H172ZM18 66H20V63L18 62ZM37 64V63H36ZM77 64V62L75 63ZM113 65L115 63H112ZM136 64V62H135ZM169 64V63H168ZM174 64V63H173ZM178 64V63H177ZM23 65L25 66V64L23 63ZM84 65V64H83ZM100 65V64H99ZM112 65V66H113ZM118 65V64H117ZM121 65V64H120ZM138 63L135 65L137 66ZM159 64H157L158 66ZM172 65V64H171ZM157 66H155V70L157 69ZM170 66V65H169ZM175 66V64L173 65ZM15 68H17L16 66H14ZM30 67V66H29ZM33 67V66H32ZM114 67V66H113ZM111 67V68H113ZM143 67V68H144ZM151 67V68H150ZM162 67V66H161ZM21 68V67H20ZM92 68V67H91ZM119 68V67H118ZM117 68V70H118ZM140 68V67H139ZM180 68V66H179ZM36 69V68H35ZM34 69V71H35ZM78 69V68H77ZM110 69V67L108 68ZM120 69V68H119ZM152 69H151V72H152ZM159 69V68H158ZM161 68V70H163ZM28 70V69H27ZM33 70V69H31ZM37 70V69H36ZM42 70V69H41ZM116 70V68H115ZM116 70V71H117ZM145 70V69H144ZM154 70V71H155ZM177 70V69H176ZM179 70V69H178ZM184 70H182L183 72H185ZM18 71V70H17ZM23 71V69H22ZM38 71V70H37ZM122 70H119V72H121ZM165 71V70H164ZM6 72V73H7ZM19 72V71H18ZM36 72V71H35ZM109 72V71H108ZM125 72V73H126ZM156 72V71H155ZM160 72V71H159ZM163 72V71H162ZM175 72V71H174ZM173 72V74H174ZM179 72V71H178ZM16 73V72H15ZM20 73V72H19ZM32 73V72H31ZM37 73V72H36ZM42 73V72H41ZM44 73V72H43ZM91 73V72H90ZM115 74V72H113ZM149 73V72H148ZM167 73V71H166ZM3 74V73H2ZM10 74V73H9ZM39 74V73H38ZM48 74V73H47ZM95 74V73H94ZM104 74V73H103ZM113 74V75H114ZM124 74V73H123ZM176 74V73H175ZM175 74L173 77H175ZM7 75V74H6ZM21 75V74H19ZM18 75V77H19ZM33 75V74H32ZM120 75V74H119ZM118 75V76H119ZM125 75V74H124ZM128 75V76H129ZM146 75V74H145ZM156 75V74H155ZM163 75V73H162ZM170 75V74H169ZM8 76V75H7ZM123 76V75H122ZM126 76V75H125ZM148 76V75H147ZM165 76H167V74H165ZM171 76V75H170ZM6 77V76H5ZM16 77V76H15ZM24 77V76H23ZM35 77H37L35 75ZM76 77V76H75ZM129 77V78H130ZM153 77V76H152ZM168 77V76H167ZM22 78V77H21ZM34 78V77H33ZM40 78V77H39ZM112 78V77H111ZM128 78V77H126ZM150 77H148L149 79ZM161 78H163V80H165V77L164 76H161ZM178 78V77H177ZM5 79H9L8 77L5 78ZM13 79V77H12ZM18 81V78H16ZM20 79V78H19ZM114 80V78H112ZM119 79V77H118ZM118 79H116L118 81ZM125 79V78H124ZM152 79V78H151ZM160 79V78H159ZM168 79V78H167ZM170 79V78H169ZM174 79V78H173ZM3 80V79H2ZM24 80V79H23ZM147 80V81H146ZM152 80H155V79H152ZM158 80V79H157ZM4 81V80H3ZM30 81V79H29ZM38 78H37V80ZM47 81V80H46ZM57 81V80H56ZM68 81V80H67ZM112 81V80H111ZM156 81V80H155ZM171 81L172 83V79L169 80ZM7 82V81H6ZM31 82V81H30ZM34 82V81H33ZM44 82V81H43ZM109 82V81H108ZM162 82V81H161ZM160 82V83H161ZM166 82V80H165ZM1 83V82H0ZM9 83H13L10 82ZM21 82L19 81V84ZM27 83V82H26ZM25 83V84H26ZM40 83V82H39ZM38 83V84H39ZM113 83V82H112ZM128 83V82H127ZM175 83V82H174ZM7 84V83H6ZM30 84V83H29ZM58 84V83H57ZM161 84H164L161 83ZM170 84V83H169ZM173 84V83H172ZM16 84L15 83V88H16ZM28 85V84H27ZM41 85V84H40ZM44 85V84H43ZM86 85V84H85ZM112 85V84H111ZM123 86V83L121 84ZM120 85V86H121ZM174 85V84H173ZM176 85V83H175ZM2 86L4 87V85L2 84ZM9 86V85H7ZM19 86V85H18ZM46 86V85H45ZM72 86V84H71ZM113 86V85H112ZM116 86V85H115ZM122 86L120 87V90H124V89H121ZM125 86V85H124ZM127 86V85H126ZM126 86L124 88H126ZM163 86V85H162ZM171 86V85H169ZM28 87V86H27ZM35 87V86H34ZM32 87V89L34 88ZM37 87V85H36ZM40 87V86H39ZM129 87V86H127ZM132 87V88H133ZM157 87V86H156ZM155 87V88H156ZM160 87V86H159ZM157 87V88H159ZM166 86H163L161 87L162 89H164ZM11 88H13L11 86ZM10 86H9V89H11ZM20 88V87H19ZM25 88V87H24ZM47 88V87H46ZM49 88V87H48ZM87 88V87H86ZM167 88V87H166ZM170 88V87H169ZM8 89V88H6ZM22 90V88H20ZM30 89V88H28ZM43 89V88H41ZM115 89V87H114ZM151 89V90H152ZM15 90V89H14ZM20 90V91H21ZM26 90V89H25ZM44 90H45V87H44ZM113 90V88H112ZM119 90V91H120ZM127 90V88H126ZM157 90V89H156ZM164 90H168L169 89H164ZM6 91V90H5ZM9 91V90H8ZM11 91V90H10ZM9 91V92H10ZM16 91V90H15ZM23 93L24 90H22ZM21 91V92H22ZM37 91V90H36ZM48 91V90H47ZM117 91V90H116ZM130 91V90H129ZM135 91V90H134ZM132 92V95H126V97L124 98L125 99V103L126 102H129L130 100L129 99H132L133 100V97L135 92ZM137 91V90H136ZM148 91L151 92V95L148 93ZM4 92V91H2ZM18 92V89L17 91ZM31 92V91H30ZM34 92V91H33ZM38 92V91H37ZM42 92V91H41ZM124 92V91H123ZM155 92V90H154ZM14 93V91H13ZM39 93V92H38ZM45 93V92H44ZM43 93V94H44ZM51 93V92H50ZM120 93V92H119ZM1 94V93H0ZM11 94V93H10ZM21 94V93H20ZM19 94V96H20ZM32 95V93H30ZM35 94V93H34ZM124 94V93H122ZM136 94V93H135ZM5 95V93H4ZM8 95V94H7ZM12 95V94H11ZM17 95V93L15 94ZM22 95V94H21ZM25 95V94H24ZM28 95V94H27ZM26 95V96H27ZM42 96V93L40 94ZM119 95V94H118ZM121 95V94H120ZM138 95V94H137ZM150 95V96H149ZM155 95V93H154ZM158 95V94H157ZM164 95V96H163ZM6 96V95H5ZM14 96V95H13ZM46 96V95H45ZM116 96V95H115ZM122 96H125V95H122ZM121 96V97H122ZM9 97V96H8ZM7 97V99H8ZM11 97V96H10ZM35 97V96H34ZM32 98L31 96H29L30 99H35V98ZM38 97V96H37ZM70 97V96H69ZM129 97V98H128ZM135 97V96H134ZM155 97V96H154ZM18 98V97H17ZM49 98V97H47ZM6 99V100H7ZM11 99V98H9ZM8 99V101H9ZM16 98L14 97V100ZM21 98H19L20 100ZM89 99V98H88ZM115 100V98H113ZM112 99V100H113ZM118 99V98H117ZM135 99V98H134ZM40 101V99H38ZM91 100V99H89ZM121 100V99H119ZM123 100V99H122ZM129 100V101H128ZM131 100V101H132ZM1 101H3V104L4 103V100L2 99ZM12 101V100H11ZM32 101V100H31ZM36 101V100H35ZM45 101V100H44ZM130 101V102H131ZM15 102V101H14ZM22 102V101H21ZM20 102V103H21ZM30 102V101H27V103ZM34 102V101H32ZM118 102V101H117ZM9 103H13L12 102H9ZM39 103V102H38ZM113 103V102H112ZM121 103V101H120ZM119 103V105H120ZM15 104V103H14ZM23 104V103H22ZM20 104V108H21V105ZM42 104V103H41ZM115 104V103H114ZM122 104V103H121ZM132 104H133V101H132ZM40 105V103H39ZM46 105V104H45ZM107 105V104H106ZM118 106V103L116 104ZM115 105V106H116ZM131 105V104H130ZM4 106V105H3ZM6 106V104H5ZM11 106V104L9 105ZM17 107H19L18 105H16ZM122 106V105H121ZM120 106V107H121ZM132 106V105H131ZM0 107H1V104H0ZM15 107V105H14ZM13 107V108H14ZM25 107V105H24ZM120 107H118V110L120 109ZM124 107V106H123ZM8 108V107H7ZM28 109V106L26 107ZM37 108H39V106H37ZM3 109V108H2ZM5 109V108H4ZM15 109V108H14ZM23 109V108H22ZM33 109V108H32ZM36 109V108H35ZM34 109V110H35ZM122 109V108H121ZM17 110V108H16ZM15 110V111H16ZM25 110V108H24ZM29 110V109H28ZM13 111V110H12ZM26 111V110H25ZM30 111V110H29ZM115 111V107H114V110L113 112ZM120 111V110H119ZM2 112V111H1ZM14 112V111H13ZM17 112V111H16ZM20 112V111H19ZM28 112V111H27ZM117 112V111H116ZM3 113V112H2ZM11 113V112H10ZM9 113V114H10ZM26 113V112H25ZM46 113V112H45ZM122 113V112H120ZM6 114V113H5ZM12 114V113H11ZM21 114V113H20ZM26 115V114H25ZM29 115V114H28ZM27 115V116H28ZM115 115V114H114ZM1 116V115H0ZM19 116V115H18ZM112 116V115H111ZM4 117V116H3ZM9 117V116H8ZM21 117V116H20ZM118 117H120L118 115ZM117 117V118H118ZM11 118V117H10ZM14 118V117H13ZM25 118V116H24ZM23 118V120H24ZM116 118V117H115ZM122 118V119H121ZM119 118L120 119V122L123 121V117ZM20 119V118H19ZM26 119V118H25ZM38 119V118H37ZM135 119V120H134ZM4 120V119H3ZM22 120V121H23ZM113 120V119H112ZM27 121V119H26ZM30 121V120H29ZM117 120H115L116 122ZM125 121V120H124ZM4 122V121H3ZM9 122V120H8ZM12 122V121H11ZM19 122V121H18ZM24 122V121H23ZM119 122V121H118ZM130 122V124H131ZM14 123V122H13ZM28 123V122H27ZM125 123V122H124ZM127 123V122H126ZM134 123V122H133ZM132 124L133 125H135ZM11 124V123H9ZM19 124V123H18ZM25 124V123H24ZM120 125V128L116 131L115 130V133L117 134L118 132V137L120 136V141L125 144L124 146H118L117 145L114 147V150H113V147L112 149H110L111 151H109L110 153H106L103 155V161L99 158V160H97L98 162L101 161L102 164L103 162L106 163V165L111 169L110 172H112V169H115L113 168L114 166H116V163H118L117 159L120 158L121 160V157H125V150L127 149L126 147V133L125 132V125H123V123H119ZM122 124V125H121ZM8 125V124H7ZM14 125V124H13ZM29 125V124H28ZM116 125V124H115ZM128 125V124H127ZM131 126V125H130ZM129 126V127H130ZM136 126V125H135ZM134 126V127H135ZM6 126H4L5 128ZM24 127V126H23ZM28 127V126H27ZM118 127V126H117ZM133 127V128H134ZM3 128V127H2ZM9 130H11V127L9 126ZM14 128V127H13ZM13 128H12V131H13ZM19 128V127H18ZM31 128V127H30ZM108 128V127H107ZM106 128V129H107ZM110 128V127H109ZM109 128L107 131H109ZM128 128V127H127ZM132 129V127H130ZM26 129V128H25ZM112 129V128H111ZM110 129V130H111ZM117 129V128H116ZM136 129V127H135ZM138 129V128H137ZM15 130V129H14ZM87 130V129H86ZM127 130V129H126ZM114 131V130H113ZM11 132V131H10ZM27 132V131H26ZM110 132V131H109ZM129 132V131H128ZM135 132V131H133ZM98 133V132H97ZM103 133L105 134V132L103 131ZM112 133V131H111ZM110 133V134H111ZM137 133V132H136ZM102 134V133H101ZM5 135V134H4ZM85 135V134H84ZM83 135V136H84ZM97 135V134H96ZM113 135V134H112ZM75 136V134H74ZM82 138H85L83 137ZM87 136V135H85ZM89 136V135H88ZM103 136V134L101 135ZM106 136H107V133H106ZM105 136V137H106ZM114 136V135H113ZM135 136V135H134ZM98 137V136H97ZM117 137V138H118ZM4 138V137H3ZM6 138V137H5ZM18 138V137H17ZM91 138V137H90ZM93 138V136H92ZM96 138V137H95ZM108 138V137H106ZM105 138V140H106ZM111 138V136H110ZM128 138H129V135H128ZM127 138V139H128ZM1 139V138H0ZM29 139V138H28ZM88 139V138H87ZM131 139V137L129 138ZM25 140V139H24ZM82 140V139H81ZM86 140V139H85ZM84 140V142H85ZM91 140V139H90ZM90 140H88V145H90L91 143L89 142ZM98 140V139H96ZM100 140V139H99ZM102 140H103V137H102ZM113 140V139H112ZM116 140V139H115ZM2 142L4 140H1ZM15 141V140H14ZM132 141V140H131ZM140 141V140H139ZM139 141H137L139 143ZM140 141V142H141ZM0 142V143H2ZM10 142V141H9ZM82 142V141H81ZM99 142V141H98ZM105 142V141H104ZM119 142V141H118ZM119 142V143H121ZM13 143V142H12ZM27 143V142H26ZM93 143V142H92ZM118 143V144H119ZM3 144V143H2ZM16 144V143H15ZM100 144V143H99ZM109 144V143H108ZM131 144V143H129ZM17 145V144H16ZM86 145V143H85ZM95 145V143H94ZM101 145V144H100ZM121 145V144H120ZM127 145H128V142H127ZM141 145V144H140ZM72 146V145H71ZM92 146V144H91ZM96 146V145H95ZM132 146V145H130ZM158 146V147H157ZM10 147V146H9ZM87 147V146H85ZM89 147V146H88ZM107 148V146H105ZM96 148V147H94ZM97 148H98V145H97ZM110 148V147H109ZM126 148V149H125ZM11 149V148H10ZM87 149V148H85ZM89 149V148H88ZM87 149V150H88ZM104 149V148H103ZM102 149V150H103ZM124 149V150H122ZM98 150V149H96ZM106 150V149H105ZM109 150V149H107ZM136 150V149H135ZM147 150H150L149 148ZM155 150V149H154ZM153 150V151H154ZM162 150V149H161ZM11 151V150H10ZM99 151V150H98ZM129 151V150H128ZM152 151V150H150ZM153 151L151 153H153ZM103 152V151H102ZM127 152V151H126ZM134 152V151H133ZM139 152V151H138ZM85 153V152H84ZM98 153V152H97ZM96 153V154H97ZM130 153V151H129ZM132 153V152H131ZM248 153H252L251 158H247L246 157V154ZM94 154V153H93ZM100 154V153H99ZM102 154V153H101ZM128 154V152L126 153ZM135 154V153H134ZM133 154V155H134ZM141 154V153H140ZM146 154H147V151H146ZM156 154V153H155ZM86 153H85V157H86ZM136 155V154H135ZM154 155V154H153ZM97 156V155H96ZM95 156V157H96ZM100 156V155H98ZM142 156V154H141ZM155 156V155H154ZM153 156V157H154ZM83 157V156H82ZM88 157V156H87ZM86 157V158H87ZM127 157V156H126ZM136 157V156H135ZM144 157V156H143ZM84 158V157H83ZM138 158V157H137ZM137 158L135 160H137ZM142 158V157H141ZM79 160L82 159V158H78ZM127 159V158H126ZM131 159V158H130ZM78 160V161H79ZM88 160H91V159H88ZM92 160L93 157H92ZM128 160V159H127ZM142 161H144L143 159H141ZM146 160V158H145ZM200 160H203V162H201V164L203 163V167L200 168ZM81 161V160H80ZM97 161H96V164H97ZM117 161V162H116ZM132 161V160H131ZM139 161V159H138ZM149 161L148 162V166L149 165ZM88 162V161H87ZM90 162V161H89ZM125 162V161H124ZM123 162V163H124ZM136 162V161H135ZM82 163V162H81ZM81 163L78 164L81 165ZM85 163V162H83ZM93 163V161H92ZM121 163V162H120ZM129 163V162H128ZM127 163V164H128ZM138 163V162H137ZM140 163V161H139ZM145 163V162H144ZM152 163V164H153ZM100 164V163H98ZM97 164V165H98ZM130 164V163H129ZM128 164V165H129ZM151 164V163H150ZM88 165V164H87ZM92 165V164H91ZM101 165V164H100ZM82 166V165H81ZM80 166V167H81ZM102 168L104 167L103 165H101ZM121 166V164H120ZM123 166V165H122ZM127 166V165H126ZM144 166V165H143ZM142 166V167H143ZM152 166V167H153ZM90 167V166H89ZM95 167V166H93ZM83 168V167H82ZM98 168L99 165H98ZM97 168V169H98ZM127 168V167H125ZM134 168V167H133ZM147 168V166H146ZM146 168H142V169H145V172H146ZM81 169V168H80ZM92 169V167H91ZM101 169V168H100ZM100 169L98 171L95 170V172L99 173L100 172ZM107 169V170H109ZM123 169H124V166H123ZM121 168V171L123 170ZM129 170V168H127ZM132 169V168H131ZM84 170L86 171V169H83V172ZM90 170V168H89ZM120 170V169H119ZM127 172H130L128 171ZM141 170V169H139ZM82 171V170H81ZM94 171V169H93ZM104 171V170H102ZM115 171V170H114ZM113 171V172H114ZM143 171V170H141ZM80 172V171H79ZM107 172V171H106ZM133 172V171H132ZM87 173V172H85ZM93 173V172H91ZM90 173V175H91ZM101 173V172H100ZM103 173V172H102ZM101 173V174H102ZM105 173V171H104ZM119 173V172H118ZM147 173V172H146ZM82 174V178L84 177V173H81ZM89 174V173H88ZM95 174V173H94ZM99 175L102 176V180L103 179V176L105 178L106 174L108 173H105V175ZM114 174L117 175V172H115ZM124 174V173H123ZM128 174V173H127ZM135 174L138 176L137 172H135ZM140 174V172H139ZM144 174V172L142 173ZM46 175V174H45ZM97 175V174H96ZM112 175V174H111ZM110 175V176H111ZM119 175V174H118ZM122 175V173H121ZM120 175V176H121ZM126 175V174H125ZM88 176V175H87ZM87 176L85 178H87ZM115 176V175H114ZM112 176V177H114ZM135 176V175H134ZM69 177V176H68ZM67 177V178H68ZM98 177V178H99ZM108 177L109 175L107 176L106 180H108ZM122 177V176H121ZM139 177V176H138ZM137 177V178H138ZM143 177V178H144ZM50 178V177H49ZM89 178V176H88ZM97 178V180H98ZM110 178V177H109ZM115 178V177H114ZM123 178V177H122ZM121 178V179H122ZM142 178V180H144ZM90 179H93L92 176L91 178H89L88 180ZM96 179V178H95ZM94 179V180H95ZM111 179V178H110ZM116 179V178H115ZM134 179V178H133ZM140 179V178H139ZM31 180V179H30ZM40 180V179H39ZM46 180V179H45ZM84 179H82L81 181H83ZM102 180H100L102 182ZM37 181V180H36ZM47 181V180H46ZM50 181V180H49ZM56 181V180H54ZM99 181V182H100ZM110 182V180H108ZM118 181V180H117ZM121 181V180H120ZM124 181V180H123ZM122 181V183H123ZM29 182V181H28ZM31 182V181H30ZM45 182V181H44ZM52 182V181H50ZM86 182V185H87V181L84 180L83 184ZM91 183V181H89ZM107 182V181H106ZM124 182V183H125ZM139 182V181H138ZM41 183V182H40ZM54 183V182H53ZM53 183H51L53 185ZM88 183V184H90ZM97 183V182H95ZM105 183V182H104ZM121 183V182H119ZM141 183V181H140ZM39 184V183H38ZM37 184V185H38ZM50 184V183H49ZM93 184H94V181H93ZM103 184V182H102ZM108 184V183H107ZM115 184V183H114ZM37 185H35V187H37ZM77 185V184H76ZM113 185V183H112ZM111 185V186H112ZM14 186V185H13ZM12 186V187H13ZM44 186V185H43ZM85 186V185H84ZM88 186V185H87ZM98 185H95V187L97 188ZM105 186V185H104ZM76 187V186H75ZM74 187V188H75ZM89 187V186H88ZM94 187V186H92ZM100 187V186H99ZM108 187V186H107ZM114 187V185L112 186ZM111 187V188H112ZM116 187V186H115ZM80 188V187H79ZM102 188V187H101ZM104 188V187H103ZM109 188V187H108ZM117 188V187H116ZM15 189V188H14ZM34 189V188H33ZM39 189V187H38ZM59 189V188H58ZM100 188H98L97 190H99ZM107 190V192L109 193V189L105 188ZM114 189V188H113ZM118 189V188H117ZM117 189L115 191V194L113 193V195L117 196ZM35 190V189H34ZM63 190V187L61 189V191ZM81 190V189H79ZM87 190V189H86ZM104 189H102L101 191H103ZM115 190V189H114ZM120 190V189H119ZM145 190V191H144ZM33 191V190H32ZM67 191V190H66ZM82 191V190H81ZM111 191V189H110ZM18 192V191H17ZM36 192V190L34 191ZM68 192V191H67ZM67 192H64V193H67ZM80 192V191H79ZM84 192V191H83ZM96 192V191H95ZM105 192V191H103ZM102 192V195L104 194ZM112 192V191H111ZM110 192V193H111ZM114 192V191H113ZM184 192V193H183ZM60 193V192H59ZM63 193V192H62ZM61 193V194H62ZM63 193L64 196H67L65 197L66 199H64L68 204L69 206L74 209H76V212H85L86 214L90 211L91 209V206L92 204L94 203L95 199L94 197H92V200L91 197H87L83 198L81 197L82 193H80L81 196L77 195L78 197H81V199L84 201H82V203L85 204L86 208L84 209L83 206H79L78 204V200L77 198H75V194L72 195L70 192L67 193L66 195ZM120 193V191L118 192ZM122 193V192H121ZM22 194V193H21ZM77 194V193H76ZM85 194H88V192ZM100 194V193H99ZM106 194V192H105ZM11 195V194H10ZM52 195V194H51ZM54 195V194H53ZM61 195V196H63ZM96 195V194H95ZM101 195V194H100ZM109 195V194H107ZM106 195V196H107ZM120 195V194H119ZM123 195V196H122ZM25 196V195H24ZM76 196V197H77ZM85 196V195H84ZM83 196V197H84ZM112 196V194H111ZM16 197V196H14ZM27 197V196H26ZM39 197V196H38ZM51 197V196H50ZM101 197V196H100ZM105 197V195H104ZM103 197V198H104ZM119 197V196H118ZM217 197V200L216 201V198ZM13 198V197H12ZM18 198H20L18 196ZM23 198V197H22ZM28 198V197H27ZM58 199V196L56 197ZM99 198V197H98ZM107 198V197H105ZM112 198L113 196L110 198L111 201H112ZM9 199V198H8ZM16 199V198H15ZM24 199H26L24 197ZM60 199V198H59ZM80 199V198H79ZM80 199V200H81ZM116 199V198H115ZM2 200V199H1ZM10 200V199H9ZM18 200V199H17ZM52 200V199H51ZM62 200V198H61ZM98 200V199H96ZM100 200V198H99ZM98 200V202H99ZM103 200V199H102ZM101 200V201H102ZM7 201V200H6ZM25 201V200H24ZM59 201V200H58ZM106 201V200H105ZM116 201V200H115ZM150 201H154L155 203V206L158 207L159 211L157 212L158 214L160 213L161 216H158L161 218V220H157L156 219V213L154 210L150 209L149 206L147 207V204L149 203ZM50 202V201H49ZM48 202V203H49ZM54 204L57 203V201H53ZM62 202V201H61ZM96 202V201H95ZM103 202V201H102ZM114 202V201H113ZM146 203V205L144 203ZM2 203V202H1ZM21 203V202H20ZM52 203V202H51ZM64 203V202H63ZM78 203V204H77ZM81 203V205H83ZM111 202H107V204H110ZM116 203V202H114ZM114 203L112 205H114ZM121 203V204H122ZM131 203V201H130ZM24 206L25 204H27L26 206L27 207H30V206H34L36 207V203H34L31 199H27L26 203H23ZM23 204L21 203L22 205V209H20L21 211H18V214H19V217L20 219H25L26 217V214H25V211L27 212L28 210H24V206ZM47 204V203H46ZM58 204V203H57ZM55 205V206H59V205ZM60 204V202H59ZM101 204V203H100ZM99 204V205H100ZM105 204V205H107ZM152 204V203H151ZM8 204H6L7 206ZM61 205V204H60ZM63 205V204H62ZM93 205H96L93 204ZM103 205V204H101ZM117 205H115L114 207L116 208ZM150 205V204H149ZM19 206V205H18ZM17 206V207H18ZM46 207H44L43 209H41V213L39 216H36V219H32L31 222L34 220V226L36 227V229H38L42 235H41V238L42 237H46V239L42 240L44 242H49L47 240L48 236H50L49 234H52L51 232H56L55 229L57 227V225L55 224V221L52 222V214L51 212L55 213L54 211H52V209L50 207H48L47 205H45ZM53 206V204H52ZM79 206V207H78ZM97 206V205H96ZM109 206V205H108ZM3 207V206H2ZM8 207V206H7ZM16 207V206H15ZM39 207V206H38ZM42 207V206H41ZM69 207V209H70ZM110 207V210L111 213L113 212V209H111V205L109 206ZM152 207V206H150ZM20 208V207H19ZM18 208V209H19ZM57 209L61 208V206L59 207H56ZM63 208V207H62ZM61 208V209H62ZM65 208L64 207V212H65ZM95 208V207H94ZM94 208L92 209V211L94 210ZM105 208V207H104ZM107 208V207H106ZM105 208V209H106ZM118 208V207H117ZM153 208V207H152ZM27 209V208H26ZM55 209V208H54ZM56 209V210H57ZM59 209L57 211H59ZM97 209V207L95 208ZM122 209V211H123ZM36 210V209H35ZM40 210V208H39ZM67 210V209H66ZM101 210V209H100ZM110 210H107V211H110ZM117 211L119 209H116ZM115 210V212L117 213V211ZM33 211V210H32ZM63 211V209H62ZM68 211V210H67ZM75 211V210H74ZM157 211V210H156ZM38 212V211H37ZM61 212V211H60ZM73 212V211H71ZM96 212V211H95ZM98 212V211H97ZM28 213V212H27ZM34 213V212H33ZM59 213V212H58ZM80 213V215H81ZM89 213L87 214L86 218L88 217ZM110 214V212H108ZM122 213V212H121ZM124 213V212H123ZM122 213V214H123ZM1 214V213H0ZM36 214V213H34ZM57 214V213H55ZM53 214V216L55 215ZM60 214V213H59ZM62 214V213H61ZM94 214V213H93ZM108 214V215H109ZM114 214V213H112ZM121 214V215H122ZM159 214V215H160ZM234 214V213H233ZM247 214V215H246ZM29 215V213H28ZM58 215V214H57ZM56 215V216H57ZM66 215V214H65ZM77 215V214H75ZM74 215V216H75ZM83 215V214H82ZM81 215V217H82ZM92 215V213H91ZM96 215V214H94ZM93 215V216H94ZM102 215V214H101ZM107 215V216H108ZM111 215V214H110ZM109 215V216H110ZM118 216H121L119 215V213L117 214ZM140 215H143L145 216V220L144 221H140L139 218H140ZM232 215V214H231ZM237 216V214H234ZM32 216V215H31ZM55 216V217H56ZM59 216V215H58ZM68 216V215H67ZM70 216V215H69ZM73 216V217H74ZM90 216V215H89ZM92 216V217H93ZM98 215L94 216V219H96ZM104 216V215H103ZM235 216V217H236ZM30 217V216H29ZM78 217V216H77ZM84 217V216H83ZM100 217V215H99ZM106 217V216H105ZM104 217V218H105ZM112 217V216H110ZM115 217V215L113 216ZM227 217H230V216H227ZM34 218V217H33ZM91 218V217H89ZM87 218V219H89ZM120 218V217H119ZM123 219V215L121 217ZM125 218V217H124ZM159 218V219H160ZM248 218V217H247ZM57 219V217H56ZM62 219V218H61ZM58 218V220H61ZM77 219V218H76ZM84 219V218H82ZM115 219V218H114ZM233 219V218H232ZM237 219H239L237 217ZM57 220V221H58ZM63 221H66V217H65V220L62 219ZM62 220L60 222H62ZM72 220H74V218H72ZM90 220V219H89ZM93 220V218H92ZM116 220V219H115ZM114 220V221H115ZM240 220V219H239ZM248 220V219H247ZM69 223H70V220H68ZM76 221V220H75ZM74 221V222H75ZM78 221V220H77ZM76 221V222H77ZM86 221V220H85ZM118 221H120L118 219ZM123 221V220H121ZM229 221V220H227ZM245 221V220H243ZM20 222V220H19ZM59 222V221H58ZM56 222V223H58ZM80 222V221H79ZM77 222V224L79 223ZM89 222V221H87ZM112 222V220H111ZM233 222V220H232ZM237 222V221H236ZM234 221V223H236ZM54 223V224H53ZM239 223V221L237 222ZM236 223V225H237ZM249 223H251L249 221ZM27 224H28V221H27ZM66 226L64 225V227H66V229L68 228L67 227V221H66ZM81 224V223H79ZM93 224V223H92ZM120 224V222L118 223ZM122 224V222H121ZM120 224V225H121ZM245 224V223H243ZM242 224V225H243ZM247 224V223H246ZM245 224V225H246ZM253 224V223H252ZM63 225V224H62ZM71 225H73L71 223ZM95 225V224H94ZM233 225V223H232ZM231 225V226H232ZM235 225V224H234ZM235 225V226H236ZM249 225V224H247ZM256 225V226H257ZM28 226V225H26ZM59 226V225H58ZM61 226V225H60ZM59 226V227H60ZM80 226V225H79ZM79 226H78V229H79ZM83 226V225H82ZM81 226V227H82ZM89 226V225H88ZM115 226V225H114ZM234 226V227H235ZM239 226V224H238ZM251 226V224L249 225ZM118 227V226H117ZM232 227V228H234ZM240 227V226H239ZM242 227V226H241ZM240 227V229H241ZM260 227V228H259ZM25 228V227H24ZM28 228V227H27ZM63 228V227H62ZM88 228V227H87ZM86 228V229H87ZM119 228V227H118ZM122 228V226L120 227V229ZM231 228V227H230ZM231 228V229H232ZM247 228V227H246ZM249 228V227H248ZM251 228V227H250ZM35 229V231H37ZM82 228H80L81 230ZM84 229V230H86ZM115 229V228H114ZM113 229V230H114ZM218 229V228H217ZM221 229V228H220ZM219 229V230H220ZM224 229V228H223ZM235 229V228H234ZM233 229V230H234ZM239 229V228H238ZM239 229V230H240ZM252 229V228H251ZM256 229V230H258ZM23 230V229H22ZM28 230V229H27ZM62 230V229H61ZM64 230V228H63ZM77 230V229H76ZM83 230V231H84ZM118 230V229H117ZM215 230V229H214ZM226 231H228V229H225ZM223 230V231H225ZM237 230V229H236ZM249 230V229H248ZM255 230V227L254 229H252V231ZM14 231V230H13ZM19 231V230H18ZM17 231V232H18ZM59 231V229H58ZM79 231V230H78ZM116 232V230H114ZM119 231V230H118ZM235 231V230H234ZM232 231V232H234ZM259 231V230H258ZM257 231V233H258ZM16 232V231H14ZM21 232V231H20ZM19 232V233H20ZM27 232V231H26ZM60 232V231H59ZM62 232V231H61ZM69 232V230H68ZM66 231V233H68ZM77 232V231H76ZM120 232V231H119ZM118 232V233H119ZM243 232V231H242ZM251 233V231L249 230L248 233ZM254 232V231H253ZM260 232V231H259ZM38 233V232H37ZM38 233V234H39ZM71 233V232H70ZM86 233V232H85ZM217 233V232H216ZM219 233V232H218ZM228 233V232H227ZM226 233V234H227ZM236 233V232H235ZM239 233V232H238ZM249 233V234H250ZM256 233V232H255ZM14 234V233H13ZM72 234V233H71ZM79 234V232H78ZM82 234V233H81ZM231 234V233H230ZM229 234V235H230ZM20 235V234H18ZM37 235V234H36ZM53 235V234H52ZM56 235V233H55ZM64 235H65V231H64ZM70 235V234H69ZM69 235H66V236H69ZM83 235V234H82ZM85 235V234H84ZM118 235V234H117ZM232 235V234H231ZM230 235V236H231ZM235 235V234H234ZM234 235H233V238H234ZM239 235V234H238ZM240 235L242 236L243 234L240 232ZM261 235V234H260ZM15 236V234H14ZM95 236V234H94ZM93 236V237H94ZM250 236V235H249ZM258 236V235H257ZM28 237V235H27ZM31 237V236H30ZM40 237V236H39ZM58 237V235L56 236V238ZM64 238H66L65 236H63ZM86 237V236H85ZM84 237V238H85ZM224 237V236H223ZM255 237H256V234H255ZM254 237V238H255ZM259 237V236H258ZM14 238V237H13ZM35 238V237H34ZM41 238L39 239L41 241ZM53 238V237H52ZM54 238V240L56 239ZM70 238V237H69ZM83 238V237H82ZM226 238V237H225ZM237 238V237H236ZM252 238V237H251ZM253 238V239H254ZM264 238V237H263ZM262 238V239H263ZM15 239V238H14ZM17 239V238H16ZM31 239V238H30ZM30 239H28L30 241ZM36 239H38V237L36 236ZM59 239V237H58ZM220 239V238H219ZM218 239V240H219ZM223 239V238H222ZM250 239V238H249ZM261 239V241H262ZM1 240V239H0ZM20 240V238H19ZM37 240L39 243L40 241ZM64 240V239H62ZM216 240V239H215ZM236 241L240 240V239H235ZM248 240V239H247ZM255 240V239H254ZM37 241L35 240V242L37 243ZM53 241V240H52ZM68 241V240H66ZM217 241V240H216ZM220 241V240H219ZM222 241V240H221ZM251 241V240H250ZM16 242V241H15ZM51 242V241H50ZM54 242V241H53ZM58 242V241H57ZM223 242V241H222ZM225 242V241H224ZM227 242V241H226ZM229 242V241H228ZM231 242V241H230ZM239 242V241H238ZM245 242V241H244ZM1 243V242H0ZM23 243V242H21ZM59 243V242H58ZM65 243V242H64ZM68 243V242H67ZM219 243V242H218ZM241 243V242H240ZM247 242H245L244 244H246ZM43 244V243H42ZM48 244V243H47ZM52 244V242H51ZM54 244V243H53ZM150 244H154V247H150ZM177 245L180 249L183 250L182 252V255L181 257L179 258L178 257V253L181 252L179 249H176V250H179V252H175L176 250H172L171 249V246L173 245ZM220 244V243H219ZM222 244V243H221ZM227 244V243H226ZM226 244H223L226 245ZM233 244V242H232ZM235 244H238L240 247L241 245L239 243H236ZM243 244V242H242ZM250 244V243H248ZM252 244V242H251ZM256 244V242H255ZM258 244V243H257ZM1 245V244H0ZM23 245V244H22ZM26 245V244H25ZM28 245V244H27ZM59 245V244H58ZM66 245V243H65ZM175 245V246H176ZM217 245V244H216ZM228 245V244H227ZM230 245V243H229ZM237 245V246H238ZM32 247V245H30ZM45 246V244H44ZM48 246V245H47ZM220 246V245H219ZM233 246V245H232ZM251 246V245H249ZM255 246V245H254ZM263 246V245H262ZM260 246L261 248H264ZM3 247V246H2ZM15 247V246H14ZM12 246V248H14ZM38 247V246H37ZM50 247V245H49ZM54 247V245H53ZM61 248V246H59ZM227 247V246H226ZM257 247V245H256ZM259 247V248H260ZM21 248V247H19ZM24 248V246H23ZM22 248V249H23ZM176 248V247H175ZM221 248V247H220ZM234 248V247H233ZM248 248V247H247ZM9 249V247H8ZM44 249V248H43ZM47 249V248H45ZM219 248H217V251H218ZM230 249V247L228 248ZM245 249V248H244ZM253 249V248H251ZM2 250V249H1ZM4 250V248H3ZM35 250V249H34ZM33 250V251H34ZM37 250V248H36ZM55 250V248H54ZM53 250V251H54ZM64 250H67L68 249H64ZM225 250V249H224ZM238 250H239V247H238ZM246 250V249H245ZM10 251V250H9ZM22 251V250H21ZM41 251V250H39ZM228 251V250H226ZM250 251V250H249ZM45 252V251H44ZM7 253V252H6ZM5 253V254H6ZM12 253V252H11ZM30 253V251H29ZM39 255L41 254L39 252H37ZM64 253V252H63ZM69 253V252H68ZM67 253V254H68ZM72 253L74 254L75 252L72 251ZM72 253H69L72 254ZM237 253V252H236ZM243 253V252H242ZM251 255L252 254V251L249 252ZM17 254V253H16ZM19 254V253H18ZM31 254V253H30ZM47 254V253H46ZM72 254V255H73ZM11 255V254H10ZM33 255V254H31ZM43 256L45 254H42ZM41 255V256H42ZM62 255V254H61ZM60 255V256H61ZM224 255V254H223ZM247 255V253H246ZM250 255V256H251ZM7 256V255H6ZM40 256V257H41ZM42 256V257H43ZM52 256V255H50ZM65 256V254H64ZM80 256V255H79ZM226 256V255H225ZM243 257V254L241 255ZM9 257V256H8ZM30 257V256H29ZM33 257V256H31ZM41 257V258H42ZM62 257V256H61ZM71 258L73 256H70ZM238 257V256H237ZM240 257V255H239ZM245 257V256H244ZM248 257V255H247ZM254 257L256 259H261V262L260 264H264V250H260L258 251ZM12 259V255L11 257H9ZM35 258V257H34ZM37 258V257H36ZM69 258V256H68ZM77 258V257H76ZM226 258V257H225ZM252 259V256L250 257ZM29 259V258H28ZM153 259V261H152ZM217 259V258H216ZM219 259V258H218ZM222 259V258H221ZM232 259V258H231ZM236 259V258H235ZM241 259V258H240ZM244 259V258H243ZM246 259V257H245ZM244 259V261H245ZM30 260V259H29ZM35 260V259H34ZM38 260H40L38 258ZM43 260V259H42ZM60 260V258H59ZM65 260V259H64ZM73 260V259H72ZM227 260V259H226ZM238 260V259H236ZM249 260V259H248ZM254 261H256L254 258H253ZM18 261V260H17ZM24 261V260H23ZM28 260H26L27 262ZM37 261V260H36ZM35 261V262H36ZM44 261V260H43ZM56 260H54L55 262ZM68 262V260H66ZM75 261V259L73 260ZM77 261V260H76ZM216 261V260H215ZM220 261V260H219ZM218 261V262H219ZM240 261V260H238ZM14 262V261H13ZM29 262V261H28ZM32 262V261H30ZM34 262V263H35ZM60 262H63V261H60ZM166 262V261H165ZM227 262V261H226ZM230 262V261H229ZM247 262V261H246ZM251 262V261H250ZM260 261H258L259 263ZM33 263V262H32ZM33 263V264H34ZM38 263V262H37ZM45 263V262H44ZM43 263V264H44ZM77 263V262H76ZM77 263V264H78ZM168 263V262H167ZM170 263V262H169ZM228 263V262H227ZM232 263V262H231ZM235 263V262H234ZM257 263V264H258ZM20 264V263H19ZM26 264V263H25ZM29 264V263H28ZM40 264V263H39ZM42 264V263H41ZM47 264V263H45ZM58 264V263H57ZM71 264V263H69ZM157 264V263H156ZM166 264V263H164ZM220 264V263H219ZM224 264V263H223ZM238 264V263H237ZM247 264V263H246ZM252 264H255V263H252Z\"/></svg>",
	"mask_w": 264,
	"mask_h": 264
}]
</instances>
